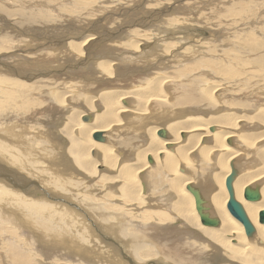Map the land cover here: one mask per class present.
<instances>
[{
    "label": "bare ground",
    "instance_id": "1",
    "mask_svg": "<svg viewBox=\"0 0 264 264\" xmlns=\"http://www.w3.org/2000/svg\"><path fill=\"white\" fill-rule=\"evenodd\" d=\"M64 1V0H63ZM67 1V0H66ZM76 1V0H75ZM84 1V0H83ZM93 1V0H92ZM152 1V0H151ZM155 1H159V0H155ZM225 1V0H224ZM240 1V0H239ZM238 1V2H239ZM60 2V1H59ZM72 2V1H71ZM145 2L144 0H142V2L140 4H136L135 5V8H133L134 6H131L132 8L131 9H128L126 10V7L123 8V13H120V17L122 16L120 23L117 24V26L109 29V28H106L105 24L106 23H102L101 24V21H102V17H104V22L106 21L107 24L110 23V21H112V19L114 17L113 16V13H109L107 15H104L102 17H100L99 20H96V22L94 23L93 20L92 21H89L86 23V25H82V26H76L75 22L73 24V22H70L66 25V27L64 28V30L62 29L61 32L56 36H58L59 41L57 42V44L55 46H57V48L54 46L53 48H51L53 51L54 50H57V49H62L64 48L66 54H71L72 56H65L67 57L68 59V62L66 63H62L60 62L59 60H55L54 61V66L49 64L48 62H53V61H45L44 63L41 61L40 63H38L36 60L34 61H30V60H27L25 57L21 58L20 60H15V62H17L15 65L17 66H9V62L8 63V59L7 58L9 57V52L8 54H6L5 52L3 53H0V60L3 62H5V66L6 67H9L10 68V71L12 70H15V74H19L20 73H24L27 75H31L33 73H39L40 71H47L48 69H54V68H58L60 71L59 74H58V78H50V79H54V82L57 81V79H64L66 76L68 77H73L72 75H74V73H80L81 75V78H86L83 82L80 83V87H78V91H82V95L85 97L86 95L83 94V90L86 92L87 89H90L88 88V86H92L94 83L92 81H95L92 79V77H88V75H86L88 72H84L83 70V67L86 68L89 70V73L90 72H97V77H98V74L100 75L99 78L100 79H103V81H99L102 82L99 84H97L95 87V89L93 91H89L90 93H92L91 95L93 96V94H95L98 99L96 102V105L97 106H100V111L95 113L93 115L92 114H88V112L90 111L88 108H92L93 106V102H94V98H96V96L94 95L93 97L90 98V94H89V98L85 100V103L84 105H82L83 107H85V110L84 111H78L77 108L76 110L78 112H76L77 114L76 115V119L74 117V114H69L68 116V110L66 111V113H63L61 115H59L58 117H54L53 118H50L49 120H47V122H45L44 124V120H40L39 122H35L33 124L34 127L38 128L41 127L40 123H42V126H44V131L41 132V134L44 133L47 134V137L49 138L48 140L51 139L50 142H53L52 144L54 145H57L58 146H54L55 147H59L61 149V151H59V156H56L55 157H59L63 164L59 163V160H57L58 164H60L62 167L65 165L67 168L68 166H70V172L73 171L74 167L77 169L75 170L76 173L82 175L84 178H83V181H85L84 179H86L87 181H89V184L85 185V188L83 187L84 185H82L83 183H79V181L77 182H68L66 180H63L61 179L60 177L57 178V176H60L59 174H57V176H55L54 178V187L55 185L58 183L55 184V180H62V182L65 184L63 185L62 184V187H67V189L65 190V193H62L64 191L60 190V192L62 193H59L58 191V195H66L68 196V200L71 199V200H74L76 202H78L79 204L82 205L83 209L84 207L86 208V211L87 209L92 211L94 214H95V218L96 220H94V218L92 219L89 215L87 216V212H85V215H84V212H80L82 213L83 217L85 218V216L91 220V222L93 223V225L97 228V231H99L103 236L104 238H109V239H112L111 241L113 242V239L115 240V238H118V240L120 242H122L123 244V247H124V250L126 252L124 258L125 260H121L120 257L122 255H120L119 258H117V255H115V259L117 258V260L113 261L112 259L109 260V261H112V264H170V263H173V264H222L221 261V256H222V253L225 255V259H227V264H264V222H261L260 221V212H262L264 210V145L260 148H258L256 151H253V153H251L250 151V155H252V158H251V161L253 162H257L259 165V168L261 166L260 169L258 170H255L254 172H248L245 170H243V172H240L238 174H236L235 178H234V181L232 183V186H233V195H234V199L236 201H238L245 214H246V217L247 219L249 220L250 224L252 225L253 227V232L250 234V235H247L246 232H245V229H244V226L243 224L234 216L230 213V211L228 210L227 208V201H228V193L225 189V185H224V182H225V178L226 176L229 174L230 172V165L231 164H234L235 168H236V162L234 161V158L239 154V150L236 149V147L238 148H247V146H252L254 145L255 143L259 142V141H262V143L264 144V86L262 88H257L255 89V91L257 93H261V100H258L257 98H253V96L251 97V100L254 101V103H250L249 101V98L247 96H249V94L247 95L245 93V91H240L239 89L238 90V93H236L235 91V88L236 87H230L231 88V93H230V96L231 98L233 99V96H236V98H234L231 102L226 99L222 100V96L221 97H218V100L217 98L215 97H212V95H214V93L217 91V90H221L222 87L220 86V84H217L215 81H209L208 83H210V85L208 87H206L205 89L207 90H204L203 85L201 86H196L198 84L195 83V78H191V79H194V85L191 86V87H184L183 85H181L179 88V90L181 89L183 95H190L192 96V99L190 100H194L196 103V106H191L189 109L187 108L186 109V112H190V113H193L192 111H198L197 113H202V114H206L205 116H208V119L207 120H201L199 119L198 115L194 114L192 117H184V119H180V120H177L175 122H170L168 124H166L165 122H163V125L164 123L167 125H165V127L163 125H152V126H149V123L152 121H158V119L160 120H164V117H165V114L166 116H168V112L166 110H164L165 108V105L167 104V99H168V93L166 92V89H168V87L165 85L166 84V80L168 79V76L167 75H164L162 73H159V72H156V73H152L150 70L153 69L155 70L156 67L160 64L161 61H156V63L153 61L152 63L151 62H146L144 63L145 64V67L143 69L140 70L137 69L138 71H134L135 69H133L134 67H126V66H122L124 63V60H120L117 59V61L119 63H117L116 61L112 60L111 59V56H113V53L114 51H116L115 47L112 46L111 44H119L121 45V48H126L128 50H136L138 48V44H141V42L143 40H145V36H147L149 33L148 32H143L141 35L142 36H139L137 35L136 36V33H130V35H128V28L129 26H132L131 23L133 24L135 22V24H141V25H144V24H149V23H152V20L155 18H158L159 17V21H160V18L163 17L164 15H168V14H171V12L173 11L172 8L169 10V7L165 8V7H162L163 9H155V10H145L144 9V4L143 3ZM162 2V1H161ZM166 2V1H165ZM229 2V1H228ZM227 2V3H228ZM232 2V0H231ZM118 3V2H117ZM139 3V2H138ZM158 3V2H157ZM160 3V2H159ZM230 3V2H229ZM48 4V3H47ZM82 4V3H81ZM121 4V3H120ZM135 4V3H134ZM237 4V3H236ZM79 5V4H78ZM157 5V4H156ZM172 5V4H171ZM204 5V4H203ZM230 5V4H229ZM260 5V4H259ZM54 6V5H53ZM72 6V5H71ZM74 6V5H73ZM129 6V5H128ZM153 6V5H152ZM155 6V5H154ZM158 6V5H157ZM185 6V5H184ZM80 7V6H79ZM130 7V6H129ZM172 7V6H171ZM186 7V6H185ZM198 7V6H197ZM196 7V8H197ZM233 7V6H232ZM238 7V5H237ZM28 8V7H27ZM49 8V7H48ZM55 8V7H54ZM69 8H70V5H69ZM120 8V7H119ZM117 8V9H119ZM151 8V6H150ZM175 8V7H174ZM26 9V8H25ZM76 9H77V6H76ZM179 9L180 11L184 10V8H177ZM186 9V8H185ZM190 9V8H189ZM223 9V8H222ZM230 9H233V8H230ZM238 9V8H237ZM235 9V10H237ZM36 10V9H35ZM194 10V9H193ZM192 10V11H193ZM218 10V9H217ZM220 10V9H219ZM262 10V9H261ZM22 11V10H21ZM47 11V10H46ZM84 11V10H83ZM110 11V10H108ZM178 11V10H177ZM241 11V10H240ZM32 12V11H31ZM45 12V11H44ZM79 12V11H78ZM86 12V11H85ZM131 12L133 15L129 14ZM174 12V11H173ZM211 12V11H210ZM213 12V11H212ZM221 12V11H220ZM264 12V11H263ZM34 13V12H33ZM38 13V12H37ZM47 13V12H46ZM81 13V12H80ZM105 13V12H104ZM103 13V14H104ZM108 13V12H107ZM176 13V12H175ZM184 13V12H183ZM193 12H191L192 14ZM200 13V12H199ZM207 13V11H206ZM215 13V12H214ZM236 13V12H235ZM240 13V12H239ZM1 14V13H0ZM14 14V13H13ZM32 14V13H31ZM42 14V13H40ZM117 14V13H116ZM119 14V13H118ZM139 15V17H137V15ZM185 14V13H184ZM216 14V13H215ZM232 14V13H231ZM238 14V12H237ZM9 15V14H8ZM7 15V16H8ZM11 15V14H10ZM27 15V14H26ZM33 15L32 14V18H33ZM44 15V14H43ZM47 15V14H46ZM174 15V14H173ZM203 15V14H202ZM234 15V14H233ZM258 15V14H257ZM263 15V14H262ZM6 16V15H5ZM27 16H30V15H27ZM39 16V15H38ZM101 16V15H100ZM133 16V17H132ZM190 16V15H189ZM198 16V15H197ZM208 16V14H207ZM230 16V15H229ZM30 17V18H31ZM37 17V15H36ZM47 17V16H45ZM98 17V16H96ZM174 17V16H172ZM210 17V16H209ZM260 17V16H259ZM258 17V18H259ZM2 18V17H1ZM178 18V17H177ZM177 18H171L172 20H170L169 22L173 21L176 19V22L178 23V20ZM181 18V17H180ZM213 18V17H212ZM8 19V18H7ZM35 19V17H34ZM33 19V21H34ZM38 19V18H37ZM41 20H45V18H40ZM230 19V18H229ZM4 20V19H1V21ZM39 20V19H38ZM61 20V19H60ZM115 20V19H114ZM147 20H149V22H147ZM156 20V19H155ZM239 20V19H238ZM259 20V19H258ZM263 20V19H262ZM261 20V22H262ZM18 21H20V24L24 23V25L26 27H28L30 25V23H32V20L29 19V17L27 18H23L22 15L19 16V19ZM66 21V20H65ZM80 21V20H79ZM139 21V22H138ZM145 21L147 23H145ZM168 21V19H167ZM222 21V20H221ZM242 21V20H241ZM5 22V21H4ZM15 22V21H13ZM12 22V23H13ZM45 22H47L45 20ZM49 22V21H48ZM83 22V21H81ZM166 22V20H165ZM174 22V21H173ZM171 22V24L173 23ZM181 22V21H180ZM211 22V21H210ZM228 22V21H227ZM260 22V24H262ZM16 23V22H15ZM18 23V22H17ZM39 23V21L37 22ZM44 23V22H42ZM66 23V22H65ZM80 23V22H79ZM100 23V24H99ZM158 23V22H157ZM214 23V22H213ZM212 23V24H213ZM247 23V22H246ZM7 24V23H6ZM78 24V23H77ZM90 24H93L91 27H90ZM179 24H182V23H179ZM202 24V23H201ZM232 24V23H231ZM236 24V23H235ZM8 25V24H7ZM39 25V24H38ZM44 25V24H43ZM109 25V24H108ZM116 25V23H115ZM242 25V24H241ZM244 25V24H243ZM242 25V26H243ZM2 26V25H1ZM0 26V27H1ZM6 26V25H4ZM3 26V27H4ZM22 26V25H21ZM152 26V25H151ZM23 27V26H22ZM49 27V25H48ZM51 27V26H50ZM62 27V26H61ZM90 27L88 30L94 32V35L96 34V38L94 37L93 34H84V35H81L83 32L86 31V29ZM108 27V26H107ZM110 27V26H109ZM30 29V27H28ZM34 28V26H33ZM40 28V27H39ZM59 30L58 27H55ZM86 28V29H85ZM212 28V27H211ZM10 29V28H9ZM23 29V28H22ZM61 29V28H60ZM161 29V28H159ZM188 29V27H187ZM190 29V28H189ZM225 29V28H224ZM8 30V29H7ZM36 30V29H35ZM77 30H82L83 32L80 33V34H75V33H72L70 34L72 31H77ZM136 30V29H135ZM9 31V30H8ZM11 31V30H10ZM71 31V32H70ZM129 31H132L130 30L129 28ZM138 31V30H137ZM143 31V30H142ZM211 31V30H210ZM218 31V30H217ZM228 31V30H227ZM245 30L243 29V32ZM1 32H3V30H1ZM30 32V31H29ZM59 32V31H57ZM68 32V33H67ZM135 32V31H134ZM159 32H162L159 31ZM221 32V31H220ZM238 32V31H237ZM241 32V30H240ZM246 32V31H245ZM244 32V33H245ZM249 31H247L248 33ZM257 32V31H256ZM6 33V32H4ZM24 33V31H23ZM27 33V32H26ZM25 33V34H26ZM31 33V32H30ZM30 33L28 37H30ZM44 34L42 36H38V35H34V38H36L35 40L37 41V43L40 41H49L50 40V32H49V37L45 35L46 32H43ZM52 33V32H51ZM242 33V32H241ZM243 33V34H244ZM245 33V34H247ZM41 34V32H40ZM70 34V37H68ZM123 34H125V37L124 39L122 40L123 38ZM220 34V33H219ZM257 34V33H256ZM1 35V34H0ZM6 35V34H5ZM9 35V34H8ZM68 35V36H67ZM75 35V36H74ZM250 35V34H249ZM261 35V34H260ZM13 36V35H12ZM72 36H74V38H71ZM216 36V35H215ZM224 36V35H223ZM253 36V35H251ZM53 37V36H52ZM51 37V39H52ZM141 37V38H140ZM187 37V35H186ZM186 37H184L186 39ZM246 37V35H245ZM249 37V36H248ZM258 37V36H257ZM5 39V36H2L0 37V52L2 51H5L4 49L7 48L9 45V47H14L12 45V43L14 42H10L12 38H14V36L12 38H9V42L10 44L6 41V40H3ZM18 38V37H17ZM32 38V36H31ZM30 38V41L32 40ZM33 38V40H34ZM78 38V39H77ZM219 38V37H217ZM237 38V37H236ZM247 38V37H246ZM15 39V38H14ZM12 39V40H14ZM55 39V38H53ZM148 39V37H147ZM21 39L18 40L19 43ZM28 40V39H27ZM32 40V41H33ZM34 40V41H35ZM58 40V39H57ZM237 40H239L241 43H244L245 45H248V46H251L253 47V45H250L251 43H255L256 39L253 37L250 38V40H246L243 36H241L240 38H238ZM17 41V39H15V42ZM23 41V40H22ZM24 44L27 42L26 40H24ZM35 41V42H36ZM52 41V40H51ZM50 41V42H51ZM149 41V40H148ZM216 41V40H215ZM5 42L8 43V46H7V43L4 44ZM56 42V41H54ZM144 42V41H143ZM147 41H145V46H149L150 44H147L146 43ZM42 43H45V42H42ZM101 43V44H99ZM143 43V44H144ZM172 43V42H171ZM169 43V44H171ZM174 43V42H173ZM239 43V42H238ZM250 43V44H248ZM18 44V43H16ZM53 44V42H52ZM156 44V43H155ZM154 44V45H155ZM256 44V43H255ZM254 44V45H255ZM5 45L7 47H5ZM22 45V44H20ZM30 45L31 47V43L28 44ZM36 45V44H34ZM39 45H42V46H47V44H37V47L36 49L38 50H41L40 46ZM111 45V46H110ZM119 45H117L119 47ZM153 45V46H154ZM157 45V44H156ZM24 46V45H23ZM33 46V45H32ZM151 46L150 48L153 49L154 47ZM197 46V45H196ZM48 47V46H47ZM96 47H98L96 50H92L90 51V49H95ZM144 47V45H143ZM157 47V52L162 51L163 50V53H168L170 51H172V45H164L162 47V50L159 46H156ZM155 47V49H156ZM18 48V47H17ZM174 48V47H173ZM23 49V48H22ZM195 49V48H194ZM222 49V48H221ZM15 50V49H14ZM21 50V49H20ZM34 50V49H32ZM63 50V49H62ZM106 50H109V51H106ZM110 50H113V51H110ZM37 50H35L36 52ZM29 52V51H28ZM46 52V51H45ZM55 52V51H54ZM62 52V51H61ZM112 52V53H111ZM192 52V51H191ZM219 52V51H218ZM126 53V52H125ZM202 53V52H201ZM12 56H18L17 55V52H13L12 51ZM10 54V55H11ZM20 54V53H18ZM46 54V53H45ZM53 52H51L49 55L52 56ZM67 54V55H68ZM110 54H112L110 56ZM123 54V53H120V55ZM178 54V53H177ZM176 54V56H177ZM204 55V53H202ZM40 56H42L41 54H39ZM119 55V54H118ZM172 55V54H171ZM175 55V54H174ZM210 55V54H209ZM45 56V55H44ZM63 56V55H62ZM103 57L106 56V57H110L108 59H102V60H97L96 58L98 57ZM186 56V55H185ZM212 56V55H211ZM60 57V56H59ZM69 57H73L75 60H73L72 58V62L73 63H70L71 62V59H69ZM115 57V56H114ZM204 57V56H203ZM118 58V57H117ZM166 58V57H165ZM172 58V57H171ZM216 58V57H215ZM30 59V58H28ZM41 59V58H40ZM60 59V58H59ZM63 59V58H62ZM97 61H96V60ZM115 59V58H114ZM156 59V57L154 58V60ZM226 59V58H225ZM64 60V59H63ZM62 60V61H63ZM95 60V62L93 61ZM125 60H130L129 58H126ZM153 60V59H152ZM159 60V59H157ZM65 61H67L65 59ZM126 61V62H127ZM174 61V60H173ZM176 61V60H175ZM232 61V60H231ZM14 62V61H13ZM27 62H31L33 64H36L38 66H41L43 68V70L41 69H35V70H32L29 68V66L27 65ZM56 62V64H55ZM122 62V63H120ZM164 62V61H163ZM171 62V61H170ZM12 63V62H11ZM70 63V65H69ZM14 64V63H12ZM11 64V65H12ZM120 64V65H119ZM122 64V65H121ZM125 64V63H124ZM163 64V63H162ZM188 64V63H187ZM186 64V65H187ZM212 63H207V65H210ZM127 65V63H126ZM130 65H132V63H130ZM227 65V64H226ZM121 66V67H120ZM129 66V65H128ZM181 66V65H180ZM52 67V68H51ZM143 67V66H141ZM248 67V66H247ZM7 68V69H9ZM130 68V69H129ZM135 68H137V66H135ZM151 68V69H150ZM159 68V67H157ZM173 68V67H172ZM220 68V67H219ZM222 68V67H221ZM0 69H2L0 67ZM57 69V70H58ZM83 69V70H82ZM150 69V70H149ZM161 69V68H160ZM185 69V68H184ZM162 70V69H161ZM182 70V69H181ZM203 70V69H202ZM220 72H225L224 70H220L218 69ZM50 71V70H49ZM86 71V70H85ZM157 71V70H156ZM4 72V71H3ZM129 72H131V74H133L132 72H140V73H143V77L141 76V80L140 81V84L139 85H132L133 87L130 88L129 90H123L124 88H129L127 87L128 83L130 84L131 80L128 81L127 79V76L130 75ZM202 72V71H201ZM228 72V71H226ZM46 73V72H45ZM88 73V74H89ZM115 73V76L114 78H112V80L110 79L111 77H113ZM185 73V72H184ZM10 74V73H9ZM64 74V75H63ZM91 74V73H90ZM233 74V73H232ZM262 74V73H261ZM2 75V74H1ZM40 75H41V72H40ZM142 75V74H141ZM12 76V75H11ZM22 76V75H21ZM24 76V75H23ZM33 76V75H32ZM60 76V77H59ZM75 76V75H74ZM79 76V75H78ZM78 76H76L77 78H79ZM122 76V77H121ZM182 76V75H181ZM203 76V75H202ZM205 76V75H204ZM207 76V75H206ZM262 76V75H261ZM29 77V76H28ZM31 77V76H30ZM55 77V76H53ZM75 77V78H76ZM94 77V76H93ZM95 76V79L97 78ZM122 79H121V78ZM185 77V76H184ZM191 77V76H190ZM211 77V76H210ZM5 78V77H4ZM3 78V79H4ZM74 78V79H75ZM76 78V80H77ZM80 78V79H81ZM124 78H126L127 80H123ZM135 78V77H134ZM140 78V77H139ZM212 78V77H211ZM261 78V77H260ZM2 79V78H1ZM20 79V78H19ZM17 77L13 78V77H6L4 80L5 81H8L10 82L13 86H17V87H25V86H28V89L30 87H34V88H37V89H40V86L37 85V82L41 81L39 78L36 80V82H31V83H26V81L24 82L23 80H19ZM34 79V78H33ZM42 79V78H41ZM49 79V77H48ZM73 79V78H72ZM74 79L72 80L73 82ZM133 79V78H132ZM184 79V78H182ZM209 79V78H207ZM206 79V80H207ZM32 80V79H31ZM44 80V79H42ZM87 80V81H86ZM122 81L123 83H125L124 85H122V88L121 89H118L117 87V82L118 81ZM135 80V79H133ZM132 80V81H133ZM185 81L183 82H187L186 80H188V78L185 77L184 79ZM34 81V80H33ZM47 81V80H46ZM80 81V80H79ZM78 81V82H79ZM180 81V80H179ZM193 81V80H192ZM198 83L202 84L201 80L199 81L197 79ZM208 81V80H207ZM224 81V80H223ZM222 81V82H223ZM227 81V80H226ZM43 82V81H42ZM69 82V81H68ZM90 82H92V84H89ZM128 82V83H127ZM182 82V83H183ZM191 82V81H190ZM221 82V83H222ZM229 82V81H228ZM41 83V82H40ZM70 83V82H69ZM68 83V84H69ZM98 83V82H97ZM180 83V82H179ZM205 83V82H203ZM207 83V84H208ZM251 83V82H250ZM7 84V83H6ZM39 84V83H38ZM51 85H53L52 83H50ZM50 84H47L49 86V89L47 90H51V91H54V88L53 86H50ZM55 84V83H54ZM138 84V83H137ZM191 84V83H190ZM227 84V83H226ZM225 84V85H226ZM235 84V83H234ZM254 84V82H253ZM263 84V83H262ZM70 85V84H69ZM120 85V86H121ZM130 85V86H131ZM187 85V84H186ZM185 85V86H186ZM222 85V84H221ZM224 85V84H223ZM224 85V86H225ZM228 85V84H227ZM230 85V84H229ZM246 85L248 86V84L246 83ZM36 86V87H35ZM77 86V85H75ZM220 86V87H219ZM240 86V85H239ZM238 86V88H239ZM3 87V86H2ZM43 87V86H42ZM71 87H72V84H71ZM70 87V88H71ZM93 87V88H94ZM205 87V86H204ZM226 87V86H225ZM255 87V86H254ZM74 88V87H73ZM228 88V87H226ZM228 88V89H230ZM245 88V87H244ZM253 87H251L252 89ZM20 88H18L19 90ZM23 89V88H22ZM22 89H21V94H22ZM33 89V88H32ZM92 89V88H91ZM227 89V90H228ZM242 89V88H241ZM250 89V88H249ZM35 90V89H34ZM73 90V89H72ZM177 90V89H176ZM16 91V90H15ZM76 91V90H75ZM229 91V90H228ZM248 91V89H247ZM252 91V90H250ZM26 92V91H25ZM47 92H50V91H47ZM59 91H57L58 93ZM71 92V91H70ZM69 92V93H70ZM170 92V91H169ZM186 92L190 93V94H187ZM230 92V91H229ZM256 92H249V93H256ZM3 93V92H2ZM33 93V92H32ZM31 93V94H32ZM36 93V92H35ZM34 93V94H35ZM40 93V91L38 92V94ZM56 93V92H55ZM64 93V92H63ZM75 93V92H74ZM73 93V94H74ZM221 92H219V95H220ZM68 94V93H67ZM81 94L79 95L80 98L81 97ZM87 94V96H88ZM168 94V95H167ZM250 94V96H251ZM2 95V94H1ZM6 95V93H5ZM15 95V94H13ZM56 95V94H55ZM58 95V94H57ZM66 95V94H64ZM72 95V94H71ZM218 95V93L216 94V96ZM222 95V94H221ZM20 96V94H19ZM27 96V95H26ZM52 96V95H51ZM59 96V95H58ZM57 96V98H58ZM61 96V95H60ZM78 96V94L76 95ZM76 96H75V101L77 102V99H76ZM225 96V95H224ZM9 97V96H7ZM6 97V99H7ZM22 97V96H21ZM41 97V95H40ZM53 97V96H52ZM71 97V96H70ZM181 97V96H180ZM255 97V96H254ZM259 97V96H258ZM56 98V100H57ZM63 98V96H62ZM171 98V97H170ZM4 99V97H3ZM11 99V98H10ZM21 99V98H20ZM73 99V97H72ZM182 99V98H180ZM179 99V100H180ZM222 100V101H219ZM249 100V101H248ZM8 101V100H7ZM58 101V100H57ZM79 101V100H78ZM172 101V100H171ZM182 102V100H180ZM193 101V102H194ZM11 102V101H10ZM14 102V101H13ZM17 102V101H16ZM48 102V101H47ZM173 102V101H172ZM61 103V102H60ZM64 103V102H63ZM84 103V102H83ZM149 103H150V106H149ZM170 103V102H169ZM187 103V102H185ZM192 103V102H191ZM190 102H188V104L191 105ZM46 104V103H44ZM63 105V104H62ZM170 105V104H169ZM168 105V106H169ZM172 105V104H171ZM186 105V104H185ZM231 105H233V108L231 107ZM76 106V105H75ZM174 106V103L173 105ZM188 106V105H187ZM167 107V105H166ZM183 107V106H182ZM240 107V108H239ZM8 108V107H7ZM12 108V107H11ZM97 108V107H96ZM184 108V107H183ZM9 109V108H8ZM14 109V108H13ZM74 109V108H73ZM95 109V108H93ZM99 109V108H97ZM96 109V110H97ZM12 110V109H11ZM44 110V109H43ZM80 110V109H79ZM92 110V109H91ZM170 110V109H169ZM227 110V111H226ZM230 110V111H229ZM6 111V110H5ZM14 111V110H13ZM45 111V110H44ZM43 111V112H44ZM57 111V110H56ZM94 111V110H93ZM2 112V111H1ZM9 112V111H8ZM7 112V113H8ZM74 112V113H75ZM87 112V113H86ZM167 112V113H166ZM11 113V112H10ZM50 113V112H49ZM48 113V114H49ZM73 113V112H72ZM133 113V114H132ZM184 112L181 111V113H178L180 115H182ZM213 113H219V114H214ZM9 114V113H8ZM7 114V116H8ZM13 114V113H12ZM32 114V113H31ZM44 114V113H43ZM46 114V113H45ZM67 114V115H66ZM173 115L175 113H172ZM188 114V113H187ZM66 115V116H65ZM86 115H89L90 116V119L93 120L91 123H88V122H84L82 121V117L83 116H86ZM172 115V116H173ZM6 116V115H5ZM4 116V117H5ZM11 116V115H10ZM29 116V115H28ZM43 116V115H42ZM50 116V115H49ZM95 116V117H94ZM185 116V115H184ZM188 116V115H187ZM3 117V118H4ZM46 117V116H45ZM48 117V116H47ZM131 117V118H130ZM2 118V119H3ZM49 118V117H48ZM47 118V119H48ZM182 118V117H181ZM8 119V118H7ZM6 119V120H7ZM21 119V118H20ZM19 119V120H20ZM39 119V118H38ZM43 119V118H42ZM89 119V120H90ZM131 119V120H129ZM166 119V118H165ZM171 119V118H170ZM176 119V118H175ZM1 120V118H0ZM33 120V119H31ZM88 120V121H89ZM26 121V120H25ZM24 121V123H25ZM20 122V121H19ZM22 122V121H21ZM20 124H24V123H21ZM29 122V121H28ZM159 122V121H158ZM16 123V122H15ZM18 123V122H17ZM27 123V122H26ZM123 123L126 125V126H129V128L132 127V131L130 130L129 131H126L127 127H124L125 131H123L122 133V136L121 139L118 138V140L116 139L115 137V140L114 142L117 140L116 143V146L117 148L120 149L121 146L119 145H122V147H126L127 149V152L125 153V156L127 158H130L133 153H132V147H134L135 149V145L137 144V141H141L140 139L143 140V138L147 141V147H148V150L141 154L140 152H142V150L139 149L138 151V154L140 153L141 156H139V160H138V155L136 156L137 157V160L139 161L138 163H128L127 161L125 163H122L123 160L125 159V156L123 157V159H120L118 158V156L116 155V153H114V148L113 145L111 144H108V138L107 135L109 134H112V131L111 129H113L112 127L114 126H118V125H122L120 127H123ZM160 123V122H159ZM158 123V124H159ZM241 123V124H240ZM10 124V123H9ZM9 124H6V125H9ZM20 124L18 126H20ZM154 124V123H152ZM157 124V123H156ZM162 124V123H161ZM5 125V124H4ZM5 125V126H6ZM13 125V123H12ZM124 125V126H125ZM14 126V125H13ZM33 126V125H32ZM147 126V127H146ZM9 127V126H8ZM26 127V126H25ZM24 127V128H25ZM119 127V126H118ZM254 128V127H257L259 129H262V131H259V132H248L246 129L244 128ZM7 128V127H6ZM15 128V127H14ZM33 128V127H32ZM160 128H163L165 129L166 131V136L165 137H159V136H156L157 135V131L160 130ZM210 128H212V130H210ZM2 129V128H1ZM13 129V127H12ZM121 129V128H120ZM217 129V131H216ZM21 130V128H20ZM24 131H26V128L23 129ZM21 130V131H23ZM36 130V129H35ZM123 130V129H122ZM128 130V129H127ZM1 131V130H0ZM7 131V130H6ZM17 131V130H16ZM76 132V134H73V132ZM78 131V133H77ZM136 131H140V132H136ZM2 132V131H1ZM27 132L29 133L28 129H27ZM96 132H101V134L103 136L106 137V142H98V141H95V140H92L91 136L96 133ZM136 132V133H135ZM12 133V132H11ZM22 133V132H21ZM20 133V134H21ZM40 133V132H39ZM38 133V136L41 135ZM114 133V132H113ZM181 133H184L185 134V138H183L184 140L182 141L180 139L181 137ZM10 134V133H9ZM18 134V133H17ZM35 134V133H34ZM143 134V136L141 135ZM5 134H3V137ZM13 135V134H12ZM24 135V134H22ZM118 136H120V134H117ZM32 137H34V135H30ZM37 137H35V139L37 140ZM2 137V136H1ZM8 137V136H7ZM16 137V136H15ZM18 137V136H17ZM16 137V138H17ZM65 137V138H64ZM114 137V136H113ZM6 138V137H5ZM27 137H25L26 139ZM29 138V137H28ZM40 138V136H39ZM46 138V136L44 137ZM111 138V137H110ZM182 138V137H181ZM8 139V138H7ZM7 139H4V140H7ZM11 139V138H9ZM18 139V138H17ZM2 140V138H1ZM0 140V141H1ZM19 140V139H18ZM24 140V139H22ZM21 140V141H22ZM27 140V139H26ZM33 140V139H31ZM111 140V139H110ZM109 140V141H110ZM8 141V140H7ZM19 141V142H21ZM145 141V142H146ZM203 142L204 144H200V142ZM13 142V141H12ZM17 142V140H16ZM38 142V141H37ZM45 142V140H44ZM47 142V141H46ZM15 143V142H14ZM24 142L22 141L21 144H23ZM27 143V141H26ZM41 143V142H40ZM113 143V144H115ZM143 143V142H142ZM142 143H138V144H141ZM208 143V144H206ZM227 143V144H226ZM4 144V143H2ZM1 144V146H2ZM20 144V145H21ZM39 144V143H38ZM154 144V145H153ZM5 145V144H4ZM25 145V144H23ZM28 145V143H27ZM31 145V143H30ZM42 145V144H41ZM44 145V144H43ZM49 145V144H48ZM145 145V144H144ZM152 145L154 147H152ZM257 145V144H256ZM10 146V145H9ZM46 146H47V143H46ZM4 147V146H3ZM12 147V145H11ZM14 147V146H13ZM27 147V146H26ZM33 146H31L32 148ZM44 147V146H43ZM49 147V146H48ZM121 147V148H122ZM127 147H131L130 149H128ZM138 147V145H136V148ZM145 147V146H144ZM7 148V147H6ZM9 148V147H8ZM17 148V147H16ZM21 148V147H20ZM34 148V147H33ZM37 148V147H36ZM251 148V147H250ZM2 149V148H1ZM0 149V150H1ZM30 149V147H29ZM59 149V150H60ZM3 150V149H2ZM25 150H27V152L29 151L28 149L25 148ZM40 150V149H39ZM56 150V149H55ZM137 150V149H136ZM246 150V149H245ZM250 150V149H249ZM10 151V150H9ZM8 151V152H9ZM13 151V150H12ZM11 151V153H12ZM31 151V149H30ZM37 151H38V148H37ZM47 153H48V150L46 149ZM51 151V154H52V148L50 149ZM54 151V149H53ZM91 151V154L92 156H95L94 159L92 158H89V155L88 153ZM118 151V150H116ZM145 151V149H144ZM45 152V151H44ZM121 152V151H120ZM119 152V153H120ZM1 153V152H0ZM4 153V152H3ZM18 153V152H17ZM24 154V152H22ZM43 153V151H42ZM56 153V152H55ZM123 153H124V150H123ZM137 153V152H136ZM200 159H204V160H208L210 159L211 157L214 158V160H218L219 163H216V167H217V171L214 172L213 171H210V173L208 175H206L205 177H202L201 178V172H199V175L200 178L198 179V182H196V184H200V188L198 187L199 191H200V194L202 195L203 199H204V207H205V210H204V213L207 214V216L209 218L213 217V218H216L218 220V224L216 225L217 227H214V226H209V225H204L202 224L201 220H200V217L199 215L196 213L195 211V208H194V200H193V197L191 196V193L187 192L186 191V186L191 184L192 182V179L190 176L186 175V173H189V169L186 167L188 165H190L193 161L192 159L190 158L191 155L193 154ZM9 154V153H8ZM15 154V153H14ZM22 154V155H23ZM45 154V153H44ZM50 154V153H49ZM54 154V153H53ZM58 154V153H57ZM139 154V155H140ZM5 155V156H4ZM0 154V161L2 160L3 162H5V164L8 166V168L12 169L13 171L15 172H18V170L16 169V167H22L23 165H20L22 164L20 160H16L14 159L13 157L11 156H8L6 154ZM13 155V153L11 154ZM18 155V154H17ZM38 155V154H37ZM43 155V154H42ZM40 155V159L44 157V155L42 156ZM47 155V154H46ZM19 156V155H18ZM27 156V155H26ZM34 156V154H33ZM48 156V155H47ZM45 157L44 159H46L45 161H47V158H49L51 156V160L53 159V162H54V158H52L53 156L50 155L48 157ZM71 156V157H70ZM142 161H141V158L142 157ZM148 156L152 157L153 159V163L154 161H157L158 158L161 160V164H160V167H159V170L160 172L163 171V172H166L167 174H174L175 178L173 177V179L171 178V180H168V183L165 184V186L167 187L166 189H169V190H172L174 189L175 191L178 192L179 195L183 196L182 198H178L177 201H174L172 202V205H171V212L173 213V218H175L177 221L181 220V222L179 221V223L184 226L183 228L186 229L187 231H184V229H181L179 228L178 226L175 227L173 225H171L170 223H168L169 221H171L173 218L165 212L163 211H160V210H154L155 212L153 213H150L151 210L149 211V214H143L141 213V217L143 219V221H148V219L150 218H154L156 220H154L153 222L154 223H149L146 224V225H141L143 223L140 224V219L138 221V223H133V222H129V220L133 219L134 221L138 220L136 219V215L134 213H131V211H133L134 209L136 211L137 208H138V204L140 205V203H142L144 201V198L143 196H141V194H139L137 191L139 190L140 191V188L136 191V189L140 186L139 183H140V179H138V177L136 178V176H140L139 178H141V181L143 179V177H145L143 174H145V169L146 167L148 166V163L146 162V160H144V158L146 159ZM211 156V157H210ZM245 156H246V153H245ZM36 157V156H35ZM34 157V158H35ZM239 157V156H238ZM17 158V157H16ZM32 158V160L34 159ZM38 159V157H36ZM68 158H72V161H70L71 159H68ZM193 158V157H192ZM246 158V157H245ZM248 158V157H247ZM30 159V158H29ZM39 160V159H38ZM50 162H46L47 165L48 163H50V165H48L49 167H54V166H58L57 169L56 167H54L53 169L55 170H60L58 168H60L61 166L60 165H55L54 166L51 164V161ZM56 160V159H55ZM136 160V161H137ZM203 160V161H204ZM213 160V161H214ZM236 160H238V158H236ZM36 161V160H35ZM44 161V160H43ZM212 161V162H213ZM52 162V163H53ZM73 162V164L71 163ZM160 162V161H159ZM216 162V161H215ZM239 162V161H238ZM20 163V164H19ZM34 163V162H33ZM118 163V164H117ZM198 163V162H197ZM36 164V163H35ZM34 164V165H35ZM150 164V163H149ZM209 164V163H208ZM17 165V166H16ZM39 165V164H38ZM46 165V164H45ZM44 165V166H45ZM46 165V167H47ZM198 165V164H197ZM212 165V164H211ZM239 165V163H238ZM241 165L243 166V169L247 168L248 170V167L250 166V161L248 160H244L242 161ZM28 166V165H27ZM32 166V165H31ZM37 166V165H36ZM40 166V165H39ZM60 166V167H59ZM64 166V167H65ZM98 166L101 168V169H98ZM150 166V165H149ZM201 166V165H200ZM209 166V165H208ZM240 166V165H239ZM25 167V166H24ZM35 167V166H34ZM49 167H47L49 169ZM62 167H61V170H62ZM63 167V169H64ZM115 169H114V168ZM196 167V166H195ZM206 167V166H205ZM211 166H209V169ZM215 167V166H214ZM27 169V167H25ZM38 168V166H37ZM41 168V166H40ZM44 168V167H43ZM42 170H47L46 168H44ZM66 168V170H67ZM72 168V169H71ZM191 168V167H189ZM238 168V167H237ZM258 168V167H257ZM256 168V169H257ZM52 169V170H53ZM114 169V170H113ZM206 169V168H205ZM214 169V168H212ZM251 169V168H250ZM24 170V169H23ZM51 169H49L50 171ZM52 170L50 172H52ZM53 170V171H55ZM159 170L157 173H155L156 175H160L161 173H159ZM178 170H180L182 173H179ZM22 171V170H21ZM28 171L31 172V169H29ZM65 170H62L60 172H64ZM252 171V170H251ZM27 172V171H26ZM34 174L32 176H34L32 179H34L35 183H39L40 185H44L45 186V179L47 180V182H53V181H50L52 179H49L51 178L52 176H47V173L48 171H46L44 174L42 171V174L45 176L43 178V176L41 175V173H35V171H33ZM68 172H69V169H68ZM144 172V173H142ZM204 172V170H203ZM209 172V171H208ZM20 173V172H19ZM55 173V172H54ZM75 173V174H76ZM147 173V172H146ZM149 173V172H148ZM192 173V172H190ZM189 173V174H190ZM196 173V172H195ZM206 173V172H205ZM238 173V172H237ZM63 174V173H62ZM65 174V173H64ZM154 174V175H155ZM22 175V174H21ZM50 175V173H49ZM67 175V173H66ZM70 175H74V172L73 174H70ZM166 175V174H164ZM238 175V176H237ZM28 176V175H27ZM47 176V177H46ZM49 177V178H48ZM54 177V176H53ZM64 177V176H62ZM77 177V176H76ZM75 177V178H76ZM155 177V176H154ZM164 177V176H162ZM161 177V178H162ZM195 177V176H194ZM197 177V176H196ZM19 180H21L19 177H17ZM22 178L24 179V175H22ZM71 178V177H70ZM80 178V177H78ZM159 178V176L157 177ZM156 178V180H157ZM160 179V178H159ZM176 179V180H174ZM31 180V179H29ZM81 180V179H79ZM179 180V181H178ZM196 180V179H195ZM200 180V181H199ZM33 181V180H32ZM139 181V182H138ZM145 181V180H144ZM143 181L142 185H143V188L146 189V183ZM159 181V180H158ZM178 181L179 182V187L177 188L175 186V184H173V182H176ZM81 182V181H80ZM86 182V181H85ZM113 182V183H111ZM166 182V181H165ZM104 183L106 184H110L108 185V187L110 186V188L114 189L117 194H119V198L122 200V201H119L121 204L119 205L118 203V206H121V205H124V206H129V203L133 204L132 206L130 205V207H128L126 209V213L125 215L131 217V218H127L126 217L124 218L123 215L120 214H116L115 212H112V215L113 213L115 214L113 217L112 215L110 216L108 213L111 212L109 210V212L107 211L108 209H111V210H116V212H120L119 210H121L120 207L117 206V203L116 205H111L112 201L109 202L111 204H107L108 200L106 199V197H112L110 194H102L99 189V186H102ZM255 183V184H254ZM48 184V183H46ZM70 184V186H68ZM178 184V183H177ZM194 184V183H193ZM252 184V185H251ZM254 184V185H253ZM36 185V184H35ZM58 185H60L58 183ZM57 185V186H58ZM46 186H49V185H46ZM45 186V187H46ZM50 186L52 187V184H50ZM49 186V188H50ZM73 186V188L76 190H78L79 188H82L81 189V194L80 192H76L74 191L73 189H71ZM106 186V185H105ZM162 186V185H161ZM247 186H257L258 189H259V192H260V198L258 200H255V201H250V200H246L243 196V190L245 187ZM14 184L12 182L9 181V179H7L6 177L4 176H1L0 175V195L2 194V196L4 195V197L6 196L7 199H10L11 201L12 200H15L16 203H14L13 201V204H17L18 203L20 204H24V205H28L29 206V209L31 208L34 212H38L39 209L37 208V201L41 198H36V196H34V198H31L26 195V194H29L27 191H29L30 193L33 191V187L30 186V184H28L27 180L25 181V188L21 189H14ZM43 187V186H42ZM44 187V189H45ZM53 187V189H55ZM61 187V188H62ZM68 187H71L70 189H68ZM103 187V186H102ZM48 188V187H47ZM59 188V187H57ZM109 188V189H110ZM52 189V190H53ZM63 189V188H62ZM104 188H102L103 190ZM177 189V190H176ZM27 190V191H26ZM87 190L88 193H93V194H97L98 195V199H99V202H104L106 203V208L105 206H103V204H97V203H94L89 197L88 195L85 194V191ZM106 191V189H104ZM48 191V190H47ZM79 191V190H78ZM95 191V193H94ZM168 191V190H167ZM55 192H56V189H55ZM109 192V191H107ZM149 192V191H148ZM145 193V192H144ZM50 195H52L51 193H49ZM56 194V193H55ZM116 194V195H117ZM65 195L63 197H65ZM107 195V196H105ZM145 195V194H144ZM57 196V195H56ZM55 196V197H56ZM147 196V195H146ZM163 196V195H162ZM60 197V196H58ZM117 197V196H116ZM145 197V196H144ZM0 198H3V197H0ZM6 198L5 201H6ZM62 198V197H61ZM60 198V200H61ZM67 197H65L64 199H66ZM94 198V197H93ZM118 198V199H119ZM148 198V197H147ZM163 198V197H162ZM4 199H1V201H4ZM51 199V198H50ZM53 199V198H52ZM63 199V198H62ZM63 199V200H64ZM98 199H95V200H98ZM112 199V198H110ZM150 199V198H149ZM187 199V200H186ZM8 200V203L9 201ZM59 200V199H58ZM70 200V201H71ZM94 200V201H95ZM102 200V201H101ZM113 200V199H112ZM115 200V199H114ZM165 200V198L163 199V201ZM4 201V202H5ZM151 201V200H150ZM4 202L2 203L3 205V208L2 210L4 211L6 208L5 207V204ZM18 202V203H17ZM66 202V201H65ZM98 202V201H97ZM7 203V204H8ZM12 202H10L11 204ZM104 203V204H105ZM1 204V203H0ZM11 204V205H13ZM145 204V203H143ZM149 204V203H148ZM152 204V203H151ZM170 204V203H169ZM168 204V206H169ZM16 205V206H17ZM73 205V204H72ZM142 205V204H141ZM140 205V206H141ZM146 205V204H145ZM166 205V204H165ZM10 206V205H8ZM14 206V207H16ZM24 209V206L21 205ZM153 206V205H152ZM2 206H0L1 208ZM11 207V206H10ZM9 207V208H10ZM13 207V206H12ZM11 207V208H12ZM80 207V208H82ZM8 208V207H7ZM10 208V209H11ZM19 208L18 211H20V205L17 207ZM26 208V207H25ZM123 208V206H122ZM166 209H168L167 207H165ZM21 210V213L22 211H25V210ZM79 209V208H78ZM140 209V208H139ZM165 209V210H166ZM2 210L0 209V213L2 212ZM7 210V209H6ZM6 210L4 212H2V214L6 213L8 215V212H12L13 211L15 212V210L13 209L9 211V209ZM17 210H16V213H17ZM28 210V209H26ZM125 209H123L124 211ZM169 210V209H168ZM31 211V210H30ZM32 211V212H33ZM45 211L49 212L50 214H52L53 216H62L63 211L61 210H51V209H45ZM81 211V210H80ZM83 211V210H82ZM147 211V210H146ZM10 212V214L6 217V218H9L5 221H8L11 219L16 218L15 216L18 215L15 214V216L13 217L12 213ZM33 212V213H34ZM108 212V213H107ZM140 212V211H139ZM21 213L19 212V215H21ZM75 213V212H74ZM146 213V212H145ZM0 214V215H2ZM12 214V215H11ZM24 214V213H22ZM28 214V213H27ZM26 214V215H27ZM111 214V213H110ZM124 214V213H122ZM11 215V216H10ZM25 215V214H24ZM22 215V216H24ZM25 215V216H26ZM31 215V214H30ZM35 215V213H34ZM120 215V216H119ZM4 216V215H3ZM3 216H1V218H3ZM21 218L23 219L24 217ZM41 217V215H40ZM47 217V219H50L51 221L53 220L52 223H54V219H51L50 217L48 216H45ZM44 217V218H45ZM83 217L81 219H83ZM140 217V218H141ZM0 218V222H2L4 219H6L4 217V219H1ZM19 218V219H18ZM16 218V220L18 219L17 222H20L21 218L18 217ZM30 218V216L28 217ZM35 218V216H34ZM38 218V217H37ZM11 219V220H12ZM33 219V218H32ZM32 219H30V221H32ZM42 219V218H41ZM64 219V217L56 220L55 222L57 224H61L62 222L60 220ZM67 220H69V218L66 217ZM65 219V221H67ZM72 219L75 220L72 216ZM71 219V220H72ZM80 219V220H81ZM129 219V220H128ZM10 220V221H11ZM25 221L28 220L24 219ZM85 219H83L84 221ZM113 220H116L113 221ZM153 220V219H152ZM30 221H29V224H28V221L27 224L30 225ZM37 221V225H39L40 222H42L43 220H39L35 218V223ZM39 221V222H38ZM58 221H60V223H58ZM64 221V223H66ZM97 221V222H96ZM113 221V222H112ZM123 221L125 222V224H128V227H127V230L126 228H124V224H123ZM173 221V220H172ZM13 225H16L14 224L15 223V220L12 221ZM25 223V226L27 227V224ZM33 222V221H32ZM47 222V221H46ZM71 222V221H70ZM68 221V227L71 226L70 228L72 229L71 231H75L74 229V222L70 223ZM79 222V221H78ZM81 223H85V222H82V220L80 221ZM152 222V221H151ZM157 222V223H156ZM167 222V223H165ZM3 223V222H2ZM7 224L9 222H6ZM21 223V222H20ZM23 223V224H24ZM35 223H32V225H34ZM70 223V224H69ZM11 224V222H10ZM41 224V223H40ZM45 224V223H44ZM49 224V223H48ZM47 223L44 225V227H49ZM103 224V225H102ZM1 225H4V224H1ZM12 225V226H13ZM17 225L19 226V224L17 223ZM43 225V224H42ZM41 225L40 229L43 228ZM76 225V223H75ZM78 225V224H77ZM102 225V226H101ZM8 226V225H7ZM31 226V225H30ZM60 226V225H59ZM134 226V227H132ZM181 226V227H182ZM16 227V226H15ZM34 227V226H33ZM32 227V228H33ZM53 227V226H52ZM65 229L66 227L63 226ZM67 227V229H69ZM85 228L88 229V227L84 226ZM126 227V226H125ZM4 228V227H2ZM1 228V229H2ZM11 228V227H9ZM28 228V227H27ZM30 228V227H29ZM28 228V229H29ZM32 228H30L32 230ZM60 228V227H59ZM90 228V227H89ZM8 229V227H7ZM12 229V228H11ZM18 229V227H17ZM20 231H21V228L19 227ZM33 229H36V226L35 228ZM77 229V228H76ZM81 229H84V228H81ZM30 230V231H31ZM38 230V231H39ZM79 230V228H78ZM77 230V231H78ZM86 230V229H85ZM84 230V231H85ZM7 231V230H6ZM14 231V230H13ZM16 231V230H15ZM35 231V230H34ZM42 231V230H41ZM45 231V230H44ZM49 231H50V228H49ZM64 231V230H63ZM62 231V232H63ZM69 230H67L68 232ZM76 231V232H77ZM80 231V230H79ZM90 231H92V229L90 228ZM97 231H95L97 233ZM3 232V231H2ZM5 232V231H4ZM22 232V231H21ZM36 232V231H35ZM43 232V231H42ZM41 232L40 235L44 236L43 233ZM52 232V231H51ZM93 234H96L94 231H92ZM6 233H10V232H6ZM14 233V232H13ZM17 233V232H16ZM25 233V232H24ZM22 232V234H24ZM27 233V231H26ZM50 233V232H49ZM56 233V232H55ZM65 233V232H63ZM62 233V236L64 238V235ZM70 233V232H68ZM68 233H65L67 234L66 236L68 237ZM75 233V232H73ZM80 233H83V231ZM85 233V232H84ZM86 233H87V230H86ZM88 233H89V230H88ZM100 233H97V235H101ZM28 234V233H27ZM27 234H24V235H27ZM78 234V233H76ZM75 234V235H76ZM90 234V233H89ZM187 234V236H186ZM12 235V234H11ZM23 235V236H24ZM30 233L29 235H27L28 237H30ZM32 235H34L32 233ZM53 235V234H52ZM52 235H48V236H51ZM60 235V234H59ZM74 234H70L71 237H68L72 240V237ZM74 235V236H75ZM79 235V234H78ZM84 235V234H83ZM112 237H111V236ZM14 236V235H13ZM27 236H25L27 238ZM36 236V235H35ZM41 236V237H42ZM54 236V235H53ZM65 236V237H66ZM81 236V234H80ZM86 236V235H84ZM83 236V237H84ZM88 237L90 235H87ZM92 236V235H91ZM95 236V235H94ZM198 236V237H197ZM248 236V237H247ZM6 237V236H5ZM33 237V236H31ZM55 237V236H54ZM64 238L63 240L60 241V243H58L59 245V249H60V244L62 241H64L65 239L69 240L68 238ZM77 237V236H76ZM100 236H98L97 238L100 239L102 238V236L99 238ZM191 237H197L195 238V241L196 239L199 240V237L201 238V240L198 241V246H196L195 244H193L192 242H187L186 240L190 241ZM43 238V237H42ZM48 238V237H47ZM60 238V237H59ZM82 238V237H81ZM85 238V237H84ZM90 238V237H89ZM93 237H91L90 239L92 240ZM5 239V238H4ZM10 239V238H9ZM13 239V238H12ZM24 239V238H23ZM37 239V238H36ZM41 239V238H40ZM44 239V238H43ZM50 239V238H49ZM54 239V238H53ZM25 240V239H24ZM27 240V239H26ZM31 242H32V239H30ZM45 242L47 243V239H44ZM43 240V241H44ZM51 240V239H50ZM48 241V242H51V241ZM60 240V239H59ZM75 240L76 243H79L78 242V238H76ZM101 240V239H100ZM117 240V241H118ZM143 240V242H142ZM194 240V239H193ZM234 240V241H232ZM2 241V240H1ZM23 241V240H22ZM74 241V239L72 240ZM71 241V243H72ZM102 242H104V246H108L105 245V241H103V239L101 240ZM108 241V240H107ZM145 241V242H144ZM201 241V242H200ZM203 241H206V242H203ZM9 242V241H8ZM15 242V241H14ZM13 242V243H14ZM44 242V243H45ZM53 242V241H52ZM59 242V241H56V243ZM69 241H67V244H68ZM93 243V241H91ZM96 242V241H95ZM118 242V243H120ZM142 242V243H141ZM150 243L151 245L149 246H152L153 247H148L147 243ZM259 243V245H257L256 243ZM10 243V242H9ZM35 243V242H34ZM41 243V242H40ZM42 243V244H44ZM55 243V240L54 242ZM75 243V244H76ZM86 243V242H84ZM108 243V242H107ZM146 243V245L144 244ZM201 243H205L208 245V250H211V251H207L204 249L203 246H200ZM8 244V243H7ZM15 244V243H14ZM52 244V243H51ZM64 245L66 244L65 241L63 243ZM62 244V245H63ZM75 244L73 243L72 246H75ZM81 244V243H80ZM95 244V243H94ZM93 244V245H94ZM99 244V243H98ZM116 244V243H115ZM3 245V243H2ZM9 245V244H8ZM27 245V244H26ZM36 247L38 244H35ZM40 245V244H39ZM38 245V246H39ZM54 245V244H53ZM63 245V247H64ZM78 245V244H77ZM76 245V246H77ZM195 245V246H194ZM21 246V245H20ZM34 246V245H33ZM42 246V245H40ZM47 246V245H46ZM49 246V245H48ZM56 246V244H55ZM69 246V244L67 245ZM75 246V247H76ZM97 246V245H96ZM95 246V247H96ZM102 246V245H101ZM100 244L98 245V247H101ZM103 246V247H104ZM109 246H112V245H109ZM43 247V246H42ZM52 247V245L50 246ZM56 247V249H57ZM70 247V246H69ZM77 247H80V246H77ZM87 247V246H85ZM97 247V248H98ZM119 247V246H118ZM211 247V249L209 248ZM33 248V247H32ZM45 248V247H44ZM43 248V249H44ZM83 248V246H82ZM92 248L93 250L95 249L94 246L91 247V243H90V247L89 249ZM111 248V247H110ZM122 248V247H121ZM22 249V248H20ZM65 248H63L64 250ZM68 248L67 247V250L63 251V253H65L66 251H68ZM86 249V248H85ZM87 248V250H89ZM106 249V248H105ZM118 249V248H117ZM51 250L50 248H46V251L48 253V251ZM53 250V249H52ZM62 250V249H61ZM84 250V249H83ZM81 251L84 255L86 254L85 251ZM102 252H104L103 249H101ZM106 250H109V247L108 249ZM38 251V250H37ZM73 253H76L74 252L72 249L70 250ZM91 251V249H90ZM111 252V250H109ZM114 251V250H113ZM112 251V252H113ZM119 251V250H118ZM117 251V252H118ZM16 252V251H15ZM34 252V251H33ZM43 253V251H41L40 249V252L39 253ZM50 252V251H49ZM94 254L96 255V251H93ZM109 252V253H110ZM37 252H35V255H36ZM57 253V251L54 252V254ZM69 253V251L67 252ZM101 253V252H100ZM105 253V252H104ZM107 253V252H106ZM108 253V254H109ZM114 253V252H113ZM45 254V253H44ZM49 254V253H48ZM62 254V253H60ZM70 254V253H69ZM68 254V256H69ZM71 254V257H75V256H72ZM82 254V255H83ZM89 255L92 254V253H88ZM102 254V253H101ZM105 255L106 257L108 256ZM38 255V254H37ZM55 255H59V254H55ZM66 255V254H65ZM75 255V254H73ZM76 255H78V257L80 255L77 253ZM87 255V254H86ZM88 255V256H89ZM94 255V257H95ZM104 255V254H103ZM102 255V256H103ZM128 255L132 256V257H128ZM47 256V254H46ZM50 256V254H49ZM56 256V257H57ZM62 257V255H60ZM101 256V255H100ZM101 256V257H102ZM114 256V255H113ZM112 256V257H113ZM157 257L156 259H153V260H150L151 258H154V257ZM48 257V256H47ZM100 257V258H101ZM104 257V256H103ZM105 257V258H106ZM110 257V256H108ZM64 258V257H62ZM68 258V257H67ZM67 258H64L67 260ZM70 258V257H69ZM76 258V257H75ZM80 258V257H79ZM145 258H148L150 261H148L146 259V262L142 263L143 260ZM38 259V258H37ZM56 259V258H55ZM71 259V258H70ZM97 259V258H96ZM107 259V258H106ZM106 259H101L102 261L106 262L105 261ZM40 260V259H39ZM46 260V259H45ZM77 260V259H76ZM87 260V258H86ZM100 260V261H101ZM108 260V259H107ZM49 261V260H48ZM75 261V260H74ZM84 261V260H83ZM82 261V262H83ZM89 261V260H88ZM101 261V262H102ZM108 261V262H109ZM44 262V261H43ZM57 262V261H56ZM70 262V261H69ZM78 264H81L79 263L80 261L77 260ZM170 262V263H168ZM224 262V261H222ZM50 263V262H49ZM62 263V262H61ZM75 263V262H74ZM85 263V262H84ZM105 263V264H106ZM45 264V263H44ZM52 264V263H51ZM100 264V263H99ZM103 264V263H102ZM110 264V263H108ZM225 264V263H223Z\"/></svg>",
    "mask_w": 264,
    "mask_h": 264
},
{
    "label": "rangeland",
    "instance_id": "2",
    "mask_svg": "<svg viewBox=\"0 0 264 264\" xmlns=\"http://www.w3.org/2000/svg\"><path fill=\"white\" fill-rule=\"evenodd\" d=\"M60 1V2H59ZM72 1V2H71ZM145 2H143V3H145L144 4V9L145 10H155V9H163L162 7H165V6H167V7H169V10L172 8V10L174 11H172V10H170V11H172L171 12V14H168V15H164L163 17H161L160 18V21H159V17L158 18H155L154 17V19L152 20V23H149V24H144V25H141L140 23L139 24H135V22L132 24L131 23V25L132 26H129V28H130V30H132V31H129V28H128V35H130V33H136V36L137 35H139V36H142L141 34L143 33V32H148L149 34L147 35V36H145L146 38H145V40H143L144 42L145 41H147L146 43L147 44H150L148 47L147 46H145V43L142 41L141 42V44H138V48L136 49V50H128V49H126V48H121V45H119V44H117L116 43V45L114 44H111L112 46H114L116 49V51H114V53H113V56H111L112 54H110V56H111V59L112 60H114V61H116L117 63H119L118 61H117V59H119V61L120 60H124V63H122V62H120V63H122L121 65L122 66H126V67H134L133 69H135L134 71H138L137 69H139L140 68V70L141 69H143L144 67H145V64L144 63H146L148 60V62H155L156 63V61H161L160 62V64L157 66V67H159V68H157L156 67V69L155 70H153V69H149L152 73L154 72V73H156V72H159V73H162V74H164V75H167L168 76V79L166 80V86L168 87V89H166V92L169 94H167L168 95V99H167V107H166V105H165V108H164V110H166L167 112H168V116H166V114H165V117H164V120H160V119H158V121L160 122H158V121H152V123H154V124H152L151 122L149 123V126H154V125H163V122H165V121H167V122H165L166 124H168V123H170V122H175V121H177V120H180V119H184V117H192L194 114H196V115H198V117H199V119H201V120H207L208 119V116H205L206 114H202V113H197L198 111H192L193 113H190V112H186V109L188 108H190L191 106H196V102L194 101V100H190V99H192V96H190V95H184V96H182L183 95V93H182V91H181V89L179 90V88L178 87H180L181 85H183L184 87H191V86H193L195 83L196 84H198V85H196V86H201V85H203V87L202 88H204V90H207V89H205L206 87H208L209 85H210V83H208L210 80L211 81H215L217 84H220V86L222 87V89L220 90H217L215 93H214V95H212V97H216L217 98V100H218V97H221L222 96V100H224V99H226L227 101L229 100L230 102L234 99V98H236V96H233V99L231 98V96H230V93H231V88L230 87H236L235 88V90H237V89H239L240 91H245V93L248 95L249 94V96H247L248 98H249V102L251 103H254V101H252L251 100V97L253 96V98L255 99V98H257L258 100H261L262 98H261V93H257L256 91H255V89H257V88H262L263 86H264V0H232V2H231V0H159V1H155V0H144ZM162 1V2H161ZM166 1V2H165ZM230 3H229V2ZM239 1V2H238ZM118 2V3H117ZM139 2V3H138ZM142 2V0H0V37H2V36H5V39H3V38H1V39H3V40H6L9 44H10V42L12 43L13 41V43H12V45L14 46V47H9L8 46V43L7 42H5L4 44H6L7 43V46L5 45V47H7V48H5L4 50L5 51H2V52H0V53H3V52H5L6 54H8L9 52H11L12 53V51L13 52H17V55L18 56H12V54L11 53H9V57L7 58V60L8 59H10V60H8V63L11 61L12 63H14V64H12L11 62L9 63V66H17V65H15L17 62H15V60H20L21 58H23V57H25L27 60H30V61H37L38 63H40L41 61L44 63L45 61H53V62H48L49 64H51V65H53L54 66V61L55 60H59L60 62H62V63H67L68 62V59H67V57L66 56H72L71 54H66L65 52H67V51H65L64 50V48H62V49H57V50H52L51 48H53L56 44H57V42L59 41V39L60 38H58V36H56L55 37V35H57V34H59L60 32H61V30L63 29L64 30V28L66 27V25L68 24V23H70V22H73V24H74V22L76 23L75 25L76 26H82L83 24L84 25H86V23L87 22H89V21H92L93 20V22L95 23L96 22V20H99L100 19V17H102V16H104V15H107V14H109V13H113V16L112 17H114L113 19H112V21H110V23H108L107 24V22L105 21L104 22V17H102L101 19H102V21H101V24L100 25H102V23L104 24V23H106L105 24V26H106V28H109V29H111V28H113V27H115V26H117V24H119L120 23V21H122L121 20V18H122V16L120 17V13H123L124 11H123V8H125L126 7V10H128V9H131L132 7L131 6H134L133 8H135V5L137 4H140ZM158 2V3H157ZM160 2V3H159ZM228 2V3H227ZM48 3V4H47ZM82 3V4H81ZM121 3V4H120ZM135 3V4H134ZM237 3V4H236ZM79 4V5H78ZM158 6H157V5ZM164 4H165V6H164ZM167 4V5H166ZM172 4V5H171ZM204 4V5H203ZM230 4V5H229ZM260 4V5H259ZM54 5V6H53ZM69 5H70V8H69ZM72 5V6H71ZM74 5V6H73ZM130 7H129V6ZM153 5V6H152ZM155 5V6H154ZM186 7H185V6ZM237 5H238V7H237ZM76 6H77V9H76ZM80 6V7H79ZM150 6H151V8H150ZM172 6V7H171ZM198 6V7H197ZM233 6V7H232ZM28 7V8H27ZM49 7V8H48ZM55 7V8H54ZM120 7V8H119ZM167 7H165V8H167ZM175 7V8H174ZM184 8V10L182 11H180L179 9H177V8ZM197 7V8H196ZM26 8V9H25ZM117 8H119V9H117ZM149 8V9H148ZM186 8V9H185ZM190 8V9H189ZM223 8V9H222ZM230 8H233V9H230ZM238 8V9H237ZM36 9V10H35ZM194 9V10H193ZM218 9V10H217ZM220 9V10H219ZM235 9H237V10H235ZM262 9V10H261ZM22 10V11H21ZM47 10V11H46ZM84 10V11H83ZM108 10H110V11H108ZM178 10V11H177ZM193 10V11H192ZM241 10V11H240ZM32 11V12H31ZM45 11V12H44ZM79 11V12H78ZM86 11V12H85ZM206 11H207V13H206ZM211 11V12H210ZM213 11V12H212ZM221 11V12H220ZM34 12V13H33ZM38 12V13H37ZM47 12V13H46ZM81 12V13H80ZM105 12V13H104ZM108 12V13H107ZM176 12V13H175ZM185 14H184V13ZM191 12H193L192 14H191ZM200 12V13H199ZM216 14H215V13ZM236 12V13H235ZM237 12H238V14H237ZM240 12V13H239ZM14 13V14H13ZM34 14L33 15V18L31 17L32 16V14ZM40 13H42V14H40ZM104 13V14H103ZM117 13V14H116ZM119 13V14H118ZM129 13V12H128ZM232 13V14H231ZM9 14V15H8ZM11 14V15H10ZM30 15V16H27V15ZM44 14V15H43ZM47 14V15H46ZM124 14V13H123ZM129 14H131V15H133L131 12L129 13ZM174 14V15H173ZM203 14V15H202ZM207 14H208V16H207ZM234 14V15H233ZM258 14V15H257ZM263 14V15H262ZM6 15V16H5ZM8 15V16H7ZM22 15V17L23 18H27V17H29V19H31L32 20V23H30V25L28 26V27H30V29L28 28V27H26L25 25H24V23H22V24H20V21H18V19H19V16H21ZM36 15H37V17H36ZM39 15V16H38ZM101 15V16H100ZM139 15L140 14H138L137 15V17H139ZM190 15V16H189ZM198 15V16H197ZM230 15V16H229ZM42 16H43V18H45V20L47 21V22H45V20L43 19V20H41L40 18H42ZM45 16H47V17H45ZM96 16H98V17H96ZM134 16V15H133ZM132 16V17H133ZM172 16H174L175 18H177V19H179L178 20V23L176 22V19L175 20H173V21H171V22H173L172 24H171V22H169L170 20H172L171 18H174V17H172ZM210 16V17H209ZM260 16V17H259ZM2 17V18H1ZM31 17V18H30ZM34 17H35V19H34ZM140 17H141V15H140ZM181 17V18H180ZM213 17V18H212ZM259 17V18H258ZM8 18V19H7ZM39 20H38V19ZM230 18V19H229ZM1 19H4V20H2L1 21ZM33 19H34V21H33ZM61 19V20H60ZM115 19V20H114ZM156 19V20H155ZM167 19H168V21H167ZM239 19V20H238ZM259 19V20H258ZM263 19V20H262ZM66 20V21H65ZM80 20V21H79ZM89 20V21H88ZM120 20V21H119ZM165 20H166V22H165ZM222 20V21H221ZM242 20V21H241ZM261 20H262V22H261ZM5 21V22H4ZM13 21H15V22H13ZM39 21V23H37ZM49 21V22H48ZM81 21H83V22H81ZM181 21V22H180ZM211 21V22H210ZM228 21V22H227ZM13 22V23H12ZM18 22V23H17ZM42 22H44V23H42ZM66 22V23H65ZM68 22V23H67ZM80 22V23H79ZM119 22V23H118ZM139 22V21H138ZM147 22H149V20H147ZM146 21H145V23H147ZM158 22V23H157ZM214 22V23H213ZM247 22V23H246ZM260 22L262 23V24H260ZM8 25H7V24ZM78 23V24H77ZM115 23H116V25H115ZM179 23H182V24H179ZM202 23V24H201ZM213 23V24H212ZM232 23V24H231ZM236 23V24H235ZM39 24V25H38ZM44 24V25H43ZM243 26H242V25ZM4 25H6V26H4ZM23 27H22V26ZM48 25H49V27H48ZM93 24H90V27L92 26ZM152 25V26H151ZM4 26V27H3ZM33 26H34V28H33ZM51 26V27H50ZM62 26V27H61ZM110 26V27H109ZM113 26V27H112ZM40 27V28H39ZM55 27H58L59 28V30L57 29V28H55ZM90 27H88L87 29H86V31L85 32H83L82 30H77V31H70L71 33L70 34H72V33H75V34H80V33H82V34H80V36L81 35H84V34H93L94 35V32H92V31H90V30H88ZM178 27H188V29H181V33H176L175 35H174V37H172V38H168L167 37V35L162 31V32H159V31H161L163 28H165V29H168V30H178L177 28ZM212 27V28H211ZM10 28V29H9ZM23 28V29H22ZM61 28V29H60ZM159 28H161V29H159ZM190 28V29H189ZM225 28V29H224ZM9 31H8V30ZM36 29V30H35ZM136 29V30H135ZM193 29H198V30H201V31H205L208 35H204V34H196V31L194 30L193 31ZM243 29L246 31H244L245 33H247V31H249L247 34H245L244 32H243ZM1 30H3V32H1ZM11 30V31H10ZM138 30V31H137ZM143 30V31H142ZM211 30V31H210ZM218 30V31H217ZM228 30V31H227ZM240 30H241V32H240ZM23 31H24V33H23ZM31 33H30V32ZM57 31H59V32H57ZM135 31V32H134ZM221 31V32H220ZM238 31V32H237ZM257 31V32H256ZM4 32H6V33H4ZM27 32V33H26ZM40 32H41V34H40ZM43 32H46L45 33V35L46 36H48L49 37V32H50V40L48 41H40V43L38 42L37 43V41L35 40L36 38H34V35H38V36H42L44 33ZM52 32V33H51ZM26 33V34H25ZM28 33H30V37H28L29 36V34ZM68 33V32H67ZM220 33V34H219ZM244 33V34H243ZM257 33V34H256ZM6 34V35H5ZM9 34V35H8ZM55 34V35H54ZM70 34H68L67 36L68 37H70ZM250 34V35H249ZM261 34V35H260ZM14 36V38L15 39H17V41L15 42V39L14 38H12L13 36ZM186 35H187V37H186ZM216 35V36H215ZM224 35V36H223ZM245 35H246V37H245ZM251 35H253L254 36V38L256 39V41H255V43H248V44H250V45H253V47H251V46H248V45H245L244 43H241L239 40H237L238 38H240L241 36H243L246 40H250V38L251 37H253V36H251ZM31 36H32V38H31ZM53 36V37H52ZM75 36V35H74ZM74 36H72L71 38H74ZM249 36V37H248ZM258 36V37H257ZM18 37V38H17ZM51 37H52V39H51ZM94 37L96 38L97 36H96V34L94 35ZM124 37H125V34H123V38H122V40L124 39ZM147 37H148V39H147ZM184 37H186V39L184 38ZM217 37H219V38H217ZM237 37V38H236ZM9 38H12V39H14V40H12L11 39V41L9 42L8 40H9ZM30 38L33 40V38H34V40L36 41H30ZM53 38H55V39H53ZM141 38V37H140ZM19 39H21L20 40V42L21 43H19L18 42V40ZM28 39V40H27ZM58 39V40H57ZM78 39V38H77ZM23 40V41H22ZM24 40H26L27 42L24 44ZM52 40V41H51ZM149 40V41H148ZM216 40V41H215ZM51 41V42H50ZM54 41H56V42H54ZM42 42H45V43H42ZM52 42H53V44H52ZM172 42V43H171ZM174 42V43H173ZM239 42V43H238ZM16 43H18V44H16ZM32 44L31 45V47H30V45H28V44ZM144 43V44H143ZM157 45H156V44ZM169 43H171V44H169ZM20 44H22V45H20ZM34 44H36V45H34ZM37 44H47V46H42V45H39L41 48V50H38V49H36V47H37ZM99 44H101V43H99ZM155 44V45H154ZM255 44V45H254ZM24 45V46H23ZM110 45V46H111ZM117 45H119V47L117 46ZM143 45H144V47H143ZM154 45V46H153ZM164 45H172L173 47H172V51H170V52H168V53H163V50H162V47L164 46ZM197 45V46H196ZM151 46H153L154 48L153 49H151L150 47ZM156 46H159L160 48H161V50L162 51H160L159 50V52H157L158 50H157V47ZM18 47V48H17ZM56 48H57V46H55ZM155 47H156V49H155ZM23 48V49H22ZM98 47H96L95 49H90V51H92V50H96ZM195 48V49H194ZM222 48V49H221ZM15 49V50H14ZM21 49V50H20ZM32 49H34V50H32ZM53 49H55V48H53ZM35 50H37L36 52H35ZM29 51V52H28ZM46 51V52H45ZM62 51V52H61ZM106 51H109V50H106ZM110 51H113V50H110ZM192 51V52H191ZM219 51V52H218ZM51 52H53V54H52V56L51 55H49ZM126 52V53H125ZM204 53V55L202 54V53ZM18 53H20V54H18ZM46 53V54H45ZM112 53V52H111ZM120 53H123V54H121L120 55ZM178 53V54H177ZM11 54V55H10ZM39 54H43L42 56H40ZM66 56H65V55ZM119 54V55H118ZM172 54V55H171ZM175 54V55H174ZM176 54H177V56H176ZM210 54V55H209ZM45 55V56H44ZM63 55V56H62ZM186 55V56H185ZM212 55V56H211ZM60 56V57H59ZM115 56V57H114ZM204 56V57H203ZM118 57V58H117ZM156 57V59L154 60V58ZM166 57V58H165ZM172 57V58H171ZM216 57V58H215ZM28 58H30V59H28ZM41 58V59H40ZM60 58V59H59ZM64 60H63V59ZM72 58L73 57H69V59H71V62L70 63H73L72 61L73 60H75L74 58H73V60H72ZM108 58H110V57H106V56H104V58L101 56V57H97L96 59L97 60H102V59H108ZM115 58V59H114ZM126 58H129L130 60H125ZM226 58V59H225ZM15 59V60H14ZM65 59L67 60V61H65ZM95 59V60H96ZM153 59V60H152ZM157 59H159V60H157ZM63 60V61H62ZM95 60H93L94 62H95ZM96 60V61H97ZM174 60V61H173ZM176 60V61H175ZM232 60V61H231ZM14 61V62H13ZM127 61V62H126ZM164 61V62H163ZM171 61V62H170ZM212 63V64H210V65H207V63ZM70 63H69V65H70ZM126 63H127V65H126ZM130 63H132V65H130ZM163 63V64H162ZM188 63V64H187ZM12 64V65H11ZM55 64H56V62H55ZM187 64V65H186ZM227 64V65H226ZM27 65L29 66V68L30 69H32V70H35V69H41V70H43V68L41 67V66H38V65H36V64H33V63H31V62H27ZM120 65V64H119ZM129 65V66H128ZM181 65V66H180ZM135 66H137V68H135ZM141 66H143V67H141ZM248 66V67H247ZM0 67L2 68V69H0V118H1V120H0V130L2 131H0V140H1V138H2V140L0 141V154H2V155H4V154H6V155H8V156H11V157H13L14 159H16V160H20L21 161V163L22 164H20V165H23L22 167H18L17 165V167H16V169L18 170V172H20L22 175H24V179L25 180H27V182H28V184H30V186L31 187H34L35 186V184L36 185H38L40 188H42V189H44V187L46 186V185H49L50 186V184H52V187L50 186V188H49V186H46L45 187V191L47 192V193H51L52 195V198L50 199L46 194H44L41 190H37L39 193L38 194H33V193H30L29 191H27L29 194H26V195H28L29 197L31 196L32 198H34V196H36V198H41V199H39L38 201H37V208L39 209V211L38 212H34L31 208L29 209V206L27 205H24V204H19L18 202V205L17 204H13V201H14V203H16L15 202V200H10V199H7L6 198V196L4 197V195L2 196V194L0 195V197H3V198H0V206H2L0 209L2 210V208H3V205H2V203L5 201V199L4 198H6V204H5V202H4V204H5V207L6 208H4L5 210L7 209H9V211L10 210H12L13 211V209L15 210V212L13 211V217L15 216V214H17L18 213V215H16L15 217L16 218H18V217H20L21 218V216L22 215H26L27 213V215L25 216H22V217H24L23 219L21 218V220H20V222H17L18 221V219L16 220V218L14 219H12V217H11V221L10 220H8V221H5V220H7V219H9V218H6L9 214H10V212H8V215L6 214V213H4V214H2V212H4L3 210H2V212L0 213V214H2V215H0V218H1V216H3V218H1V219H4V217L6 218V219H4L2 222H0V264H78V262H77V260H79L80 262L79 263H81V264H105L106 262H104V261H102L101 259H106L105 261H107V263L106 264H108V263H110V264H112V261H109V260H113V261H115V260H117V258H119L120 257V255H122V253H121V247H122V242H120L119 240H118V238H115V240L113 239V242L111 241L112 239H109V238H104L102 235H97V233H100L99 231H97V228L93 225V223L91 222V220L90 219H88L86 216H85V218L83 217V215H82V213H80V212H84V215H85V212H87V216L89 215L92 219L94 218V220H96V218H95V214L92 212V211H90V210H88L87 209V211H86V208L84 207V209H83V207H82V205L81 204H79L78 202H76V201H74V200H71V199H69L68 200V196H66L65 194V197H67L66 199H64L65 197H63L64 195H61L62 193H65V190L67 189V187H62V184L63 185H65L63 182H62V180H55V184L58 182L60 185H58V183L55 185V187L53 186L54 185V178H55V176H57V174H59L60 176H57V178H61V179H63V180H66V181H68L69 183L70 182H77V181H79V183H83L82 185H87V184H89V181H87L86 179H84L85 181H83V176L82 175H80V174H78V173H76L75 172V170H77L75 167H74V170L73 171H71L70 172V166H68V168L65 166H63L64 167V169H63V167L60 165L61 163L63 164V162H62V160L59 158V157H61V156H59V151H61V149L59 148V147H55L54 148V146H58V144L57 145H54V144H52L53 142H50L51 141V139L50 140H48L49 138L47 137V134H45L44 133V135H43V133L41 134V132H43L44 131V126H42V123L44 122V124H45V122H47V120H49L50 118H53V116L54 117H58L59 115H61V114H63V113H66V111L68 110V116H69V114H74V117H75V119H76V115L75 114H77L76 112H78V111H84L85 110V107H83L82 105H84V104H86L85 103V100L86 99H88L89 98V94H90V98L91 97H93L95 94H93V96L91 95L92 93H90L91 91H93L94 89H95V87L94 86H96L97 84H99V82L100 81H103V79H100L99 78V74H98V77H97V72H90L89 73V70L85 67H83V71L84 72H88L86 75H88V77H89V75H90V77H92V79L93 80H95V81H92L94 84L92 85V86H88V88H90V89H87V91L89 92L90 90V92H89V94H88V92H86V90L84 91L83 90V94L84 95H86L85 97L81 94L82 93V91L80 90V91H78V87H80V83L81 82H83L86 78H81V75H80V73H74V75H72L73 77H68V76H66L64 79L62 78V79H57V81L56 82H54V79L52 80V79H50V78H58V74H59V72L58 71H60L61 72V70H59L58 68H54L53 70L52 69H48L47 71H40L41 72V75H40V72L39 73H33V74H31V75H27L26 76V74H22V73H20L19 72V74H15V70H11L10 71V68L9 67H6L5 66V62L3 61H1L0 60ZM121 67V66H120ZM173 67V68H172ZM220 67V68H219ZM222 67V68H221ZM7 68H9V69H7ZM52 68V67H51ZM162 70H161V69ZM185 68V69H184ZM58 69V70H57ZM130 69V68H129ZM182 69V70H181ZM203 69V70H202ZM218 69H220V70H224L225 72H220ZM50 70V71H49ZM86 70V71H85ZM157 70V71H156ZM4 71V72H3ZM15 71V72H14ZM202 71V72H201ZM226 71H228V72H226ZM46 72V73H45ZM185 72V73H184ZM10 73V74H9ZM133 74H131V72H129V74L130 75H128L127 76V79H128V81L129 80H131V81H129V82H131L130 84L128 83L127 85V87H129V88H124L123 90H129L130 88H132L133 86L132 85H139L140 84V81L141 80H139V79H141V76L143 77V73H140V72H132ZM233 73V74H232ZM262 73V74H261ZM2 74V75H1ZM142 74V75H141ZM12 75V76H11ZM22 75V76H21ZM24 75V76H23ZM33 75V76H32ZM64 75V74H63ZM80 77H79V76ZM182 75V76H181ZM203 75V76H202ZM205 75V76H204ZM207 75V76H206ZM262 75V76H261ZM29 76V77H28ZM31 76V77H30ZM53 76H55V77H53ZM76 76H78L79 78H77ZM94 76V77H93ZM95 76L97 77L96 79H95ZM114 76H115V73H114V75H113V77H111L110 79L112 80V78H114ZM145 76V75H144ZM186 78H188V80H186L187 82H183V81H185L184 79H185V77ZM191 76V77H190ZM212 78H211V77ZM6 77H13V78H15V77H17L18 79L20 78L21 80H23L24 82L26 81V83H31V82H36V80L39 78L41 81H39V82H37V85H41L40 86V89H37V88H34L33 86L32 87H30L29 89H28V86H25V87H15V86H13L10 82H8V81H5L4 79ZM48 77H49V79H48ZM60 77V76H59ZM77 78V80H76V78ZM122 77V76H121ZM120 77V78H121ZM135 77V78H134ZM140 77V78H139ZM261 77V78H260ZM2 78V79H1ZM4 78V79H3ZM34 78V79H33ZM44 79V80H42V79ZM74 79V81L75 82H73L72 80ZM81 78V79H80ZM135 79V80H133V79ZM182 78H184V79H182ZM191 78H195V83H194V79H191ZM207 78H209V79H207ZM19 79V80H20ZM32 79V80H31ZM36 79V80H35ZM99 79H100V81H99ZM122 79V78H121ZM126 78H124L123 80H127ZM197 79L200 81L201 80V82H202V84H200V83H198V81H197ZM208 81H207V80ZM34 80V81H33ZM47 80V81H46ZM80 80V81H79ZM122 80V81H123ZM133 80V81H132ZM180 80V81H179ZM183 80V81H182ZM193 80V81H192ZM224 80V81H223ZM227 80V81H226ZM43 81V82H42ZM70 83H69V82ZM79 81V82H78ZM87 81V80H86ZM121 80L120 81H118L117 82V87H118V89H121L122 88V85H124L125 83H123ZM191 81V82H190ZM223 81V82H222ZM229 81V82H228ZM41 82V83H40ZM92 82H88L89 84H92ZM98 82V83H97ZM180 82V83H179ZM183 82V83H182ZM203 82H205V83H203ZM222 82V83H221ZM251 82V83H250ZM253 82H254V84H253ZM7 83V84H6ZM39 83V84H38ZM50 83H52L53 85H51ZM55 83V84H54ZM70 85H69V84ZM100 83H102V82H100ZM122 85H121V84ZM138 83V84H137ZM191 83V84H190ZM194 83V84H193ZM208 83V84H207ZM228 85H227V84ZM235 83V84H234ZM246 83L248 84V86L246 85ZM263 83V84H262ZM47 84H50V86H53V88H54V91H51V90H47V89H49V86L47 85ZM71 84H72V87H71ZM132 84V85H131ZM187 84V85H186ZM222 84V85H221ZM226 86V87H228V88H230V89H228V88H226L224 85ZM230 84V85H229ZM30 85V84H29ZM75 85H77V86H75ZM121 85V86H120ZM131 85V86H130ZM186 85V86H185ZM208 85V86H207ZM240 85V86H239ZM3 86V87H2ZM43 86V87H42ZM205 86V87H204ZM211 86V85H210ZM219 86V87H220ZM238 86H239V88H238ZM255 86V87H254ZM36 87V86H35ZM71 87V88H70ZM74 87V88H73ZM94 87V88H93ZM119 87H121V88H119ZM245 87V88H244ZM251 87H253L252 89H251ZM18 88H20L19 90H18ZM23 88V89H22ZM33 88V89H32ZM92 88V89H91ZM200 88V87H199ZM242 88V89H241ZM250 88V89H249ZM255 88V89H254ZM21 89H22V94H21ZM35 89V90H34ZM73 89V90H72ZM177 89V90H176ZM230 91H228V90ZM247 89H248V91H247ZM16 90V91H15ZM76 90V91H75ZM250 90H252V91H250ZM26 91V92H25ZM40 91V93L38 94V92ZM47 91H50V92H47ZM57 91H59L58 93H57ZM71 91V92H70ZM170 91V92H169ZM3 92V93H2ZM33 92V93H32ZM36 92V93H35ZM56 92V93H55ZM64 92V93H63ZM70 92V93H69ZM75 92V93H74ZM219 92H221L220 93V95H219ZM236 93H238V90L237 91H235ZM249 92H256L255 94L254 93H249ZM5 93H6V95H5ZM32 93V94H31ZM35 93V94H34ZM68 93V94H67ZM74 93V94H73ZM187 94H190V93H188V92H186ZM218 93V95L216 96V94ZM2 94V95H1ZM13 94H15V95H13ZM19 94H20V96H19ZM56 94V95H55ZM59 96H58V95ZM64 94H66V95H64ZM72 94V95H71ZM78 94V96H76ZM81 94V97L82 98H80L79 97V95ZM87 94H88V96H87ZM222 94V95H221ZM250 94H251V96H250ZM27 95V96H26ZM40 95H41V97H40ZM53 97H52V96ZM61 95V96H60ZM225 95V96H224ZM7 96H9V97H7ZM22 96V97H21ZM57 96H58V98H57ZM62 96H63V98H62ZM71 96V97H70ZM75 96H76V99H77V97H78V99H77V102L75 101ZM96 96V95H95ZM181 96V97H180ZM259 96V97H258ZM3 97H4V99H3ZM6 97H7V99H6ZM72 97H73V99H72ZM88 97V98H87ZM171 97V98H170ZM11 98V99H10ZM21 98V99H20ZM56 98H57V100H56ZM94 98V102H93V106H92V108H88L90 111L88 112V114L90 113V114H92L93 113V115L95 114V113H97V112H99L101 109H100V106H97L96 105V102L95 101H97V99H98V97L96 96V98L95 97H93ZM180 98H182V99H180ZM261 98V99H260ZM182 100V102L180 101V100ZM8 100V101H7ZM79 100V101H78ZM173 102H172V101ZM222 100H220L219 99V101H222ZM11 101V102H10ZM14 101V102H13ZM17 101V102H16ZM48 101V102H47ZM194 101V102H193ZM61 102V103H60ZM64 102V103H63ZM84 102V103H83ZM170 102V103H169ZM185 102H187V103H185ZM188 102H192L191 103V105L190 104H188ZM44 103H46V104H44ZM173 103H174V106H172L173 105ZM63 104V105H62ZM170 104V105H169ZM172 104V105H171ZM186 104V105H185ZM76 105V106H75ZM169 105V106H168ZM188 105V106H187ZM149 106H150V103H149ZM184 108H183V107ZM9 109H8V108ZM12 107V108H11ZM99 108V109H97V108ZM231 107L233 108V105H231ZM14 108V109H13ZM74 108V109H73ZM76 108H77V110H76ZM93 108H95V109H93ZM240 108V107H239ZM12 109V110H11ZM45 111H44V110ZM80 109V110H79ZM92 109V110H91ZM97 109V110H96ZM170 109V110H169ZM6 110V111H5ZM14 110V111H13ZM57 110V111H56ZM94 110V111H93ZM99 110V111H98ZM2 111V112H1ZM9 111V112H8ZM44 111V112H43ZM76 111V112H75ZM181 111H183L184 113L182 114V115H180V114H178V113H181ZM227 111V110H226ZM230 111V110H229ZM9 114H8V113ZM11 112V113H10ZM50 112V113H49ZM73 112V113H72ZM75 112V113H74ZM166 112V113H167ZM13 113V114H12ZM32 113V114H31ZM44 113V114H43ZM46 113V114H45ZM49 113V114H48ZM87 113V112H86ZM172 113H175L174 115L172 114ZM188 113V114H187ZM7 114H8V116H7ZM98 114V113H97ZM133 114V113H132ZM214 114H219V113H213V115ZM6 115V116H5ZM11 115V116H10ZM29 115V116H28ZM43 115V116H42ZM50 115V116H49ZM67 115V114H66ZM65 115V116H66ZM173 115V116H172ZM185 115V116H184ZM188 115V116H187ZM5 116V117H4ZM46 116V117H45ZM49 118H48V117ZM4 117V118H3ZM95 117V116H94ZM182 117V118H181ZM3 118V119H2ZM8 118V119H7ZM21 118V119H20ZM39 118V119H38ZM43 118V119H42ZM48 118V119H47ZM93 118V117H92ZM91 118V119H92ZM131 118V117H130ZM166 118V119H165ZM171 118V119H170ZM176 118V119H175ZM180 118V119H179ZM7 119V120H6ZM20 119V120H19ZM31 119H33V120H31ZM89 120V121H87L88 123H91L93 120ZM26 120V121H25ZM36 120V121H35ZM40 120H44L43 122H41L40 123V125H41V127H39V129L38 128H36V127H34V125L35 124H37V123H35V122H39ZM82 120V119H81ZM129 120H131V119H129ZM21 123H24V121H25V123L24 124H20V122ZM29 121V122H28ZM35 121V122H34ZM16 122V123H15ZM18 122V123H17ZM27 122V123H26ZM10 123V124H9ZM12 123H13V125H12ZM33 123H35V124H33ZM157 123V124H156ZM159 123V124H158ZM162 123V124H161ZM164 123V127H165V124ZM6 124H9V125H5ZM20 124V126H18ZM241 124V123H240ZM33 125V126H32ZM125 124L123 123V127H120V126H122L121 124L120 125H118V126H114V127H112L113 129H111V131H112V134H109V135H107V137H109L108 138V144H111V145H113V147H115L116 146V143L115 142H117V140H118V138H120L121 139V137H123L122 136V133H123V131H125V129H124V127H127V129H126V131H129L130 132V130L132 131L133 129H132V127L131 128H129V126H124ZM9 126V127H8ZM26 126V127H25ZM167 126V125H166ZM7 127V128H6ZM12 127H13V129H12ZM15 127V128H14ZM26 128V131H24L23 129H25ZM33 127V128H32ZM147 127V126H146ZM2 128V129H1ZM20 128H21V130H23V131H21L20 130ZM121 128V129H120ZM250 128V127H249ZM27 129H28V131H29V133L27 132ZM36 129V130H35ZM123 129V130H122ZM244 129H246L248 132H250V131H252L253 133L254 132H259V131H262V129H259V128H257V127H252V128H250V129H248V128H244ZM7 130V131H6ZM17 130V131H16ZM216 131H217V129H216ZM12 132V133H11ZM22 132V133H21ZM40 132V133H39ZM114 132V133H113ZM133 132V131H132ZM137 133L138 132H140V131H136ZM135 132V133H136ZM10 133V134H9ZM18 133V134H17ZM21 133V134H20ZM35 133V134H34ZM38 133L39 134H41V135H39L40 136V138H39V136H38ZM77 133H78V131H77ZM3 134H5L4 136L6 137H3ZM13 134V135H12ZM22 134H24V135H22ZM73 134H76V132L74 131L73 132ZM117 134H120V136H118ZM30 135H34V137H32V138H30L31 136ZM142 136H143V134H141ZM2 136V137H1ZM8 136V137H7ZM19 139H17L16 137ZM38 136V138H37V140L35 139V137H37ZM46 136V138H44ZM114 136V137H113ZM157 136V135H156ZM25 137H27L26 139H25ZM29 137V138H28ZM111 137V138H110ZM115 137H116V141L114 142V140H115ZM8 138V139H7ZM9 138H11V139H9ZM65 138V137H64ZM91 138H92V136H91ZM113 138H114V140H113ZM4 139H7V140H4ZM22 139H24V140H22ZM31 139H33V140H31ZM111 139V140H110ZM180 139L183 141L184 139L183 138H181L180 137ZM16 140H17V142H16ZM24 142L23 144H25V145H23V144H21L22 143V141ZM44 140H45V142H44ZM92 140H94L93 138H92ZM110 140V141H109ZM141 141L139 142V141H137V144L136 145H138V147L136 148V145H135V149H134V147H130L133 151H132V153H133V155L130 157V158H127L126 156H125V153L127 152V149H126V147H122V145H119V146H121L120 147V149L119 148H117V147H115L114 148V153H116V155L118 156V158H120V159H123V157L125 156V159L123 160V162L122 163H125L126 161L128 162V163H138L140 160H139V156H141V154H143V153H145L147 150H148V147H147V145L149 144H147V141L143 138V140L142 139H140ZM13 141V142H12ZM19 141H21V142H19ZM26 141H27V143H28V145H27V143H26ZM38 141V142H37ZM47 141V142H46ZM146 141V142H145ZM15 142V143H14ZM41 142V143H40ZM143 142V143H142ZM2 143H4V144H2ZM30 143H31V145H30ZM39 143V144H38ZM46 143H47V146H46ZM113 143H115V144H113ZM138 143H142V145L141 144H138ZM1 144H2V146H1ZM21 144V145H20ZM42 144V145H41ZM44 144V145H43ZM49 144V145H48ZM145 144V145H144ZM200 144H204L202 141L200 142ZM206 144H208V143H206ZM227 144V143H226ZM257 144V145H256ZM10 145V146H9ZM11 145H12V147H11ZM154 145V144H153ZM152 145V147H154ZM205 145V144H204ZM264 144L262 143V141H259V142H257V143H255L254 145H252V146H247V148H237L236 147V149L237 150H239L240 152H239V154L234 158V161L236 162V169L238 170L237 172V174L238 175H240L241 173L240 172H243V170H244V172H245V170L246 171H248V172H254L255 170H258V169H260L261 168V166H260V168H259V165L260 164H258L257 162H253V161H251V158H252V155H250L251 153H253V151H256L258 148H260V147H262ZM4 146V147H3ZM14 146V147H13ZM27 146V147H26ZM31 146H33L32 148H31ZM44 146V147H43ZM49 146V147H48ZM145 146V147H144ZM7 147V148H6ZM9 147V148H8ZM17 147V148H16ZM21 147V148H20ZM29 147H30V149H31V151H30V149H29ZM38 148V151H37V148ZM251 147V148H250ZM25 148L26 149H28L29 151L27 152V150H25ZM52 148V154H51V151H50V149ZM128 149H130L129 147H127ZM141 148V149H140ZM40 149V150H39ZM46 149L48 150V153H47V151H46ZM53 149H54V151H53ZM56 149V150H55ZM60 149V150H59ZM137 149V150H136ZM139 149L140 150H142V152H140L139 154H138V151H139ZM144 149H145V151H144ZM246 149V150H245ZM250 149V150H249ZM10 150V151H9ZM13 150V151H12ZM116 150H118V151H116ZM123 150H124V153H123ZM9 151V152H8ZM11 151H12V153H13V155H11L12 153H11ZM42 151H43V153H42ZM45 151V152H44ZM121 151V152H120ZM251 153H250V152ZM4 152V153H3ZM18 152V153H17ZM22 152H24V154L22 153ZM56 152V153H55ZM120 152V153H119ZM137 152V153H136ZM9 153V154H8ZM15 153V154H14ZM45 153V154H44ZM50 153V154H49ZM54 153V154H53ZM58 153V154H57ZM245 153H246V156H245ZM250 153V154H249ZM19 156H18V155ZM23 154V155H22ZM33 154H34V156H33ZM38 154V155H37ZM44 155V157L43 158H39L40 157V155ZM48 156H50V155H52L53 157L52 158H54L55 157V155L56 156H59V157H55L54 158V162H53V159L51 160V156L49 157V158H47V161L48 162H50V160L53 162H51V164L54 166V164L55 165H57L58 163V161L57 160H59V163L60 164H58V165H60L61 167H62V170H65L64 172H60V171H62L61 170V167L60 168H58V169H60V170H55V169H53L54 167H56V169H57V167L58 166H54V167H49L48 165H50V163H48V165H47V161H45L46 159H44L47 155ZM193 154V153H192ZM27 155V156H26ZM42 155V156H43ZM88 155H89V158H92V159H94V157L95 156H92V154H91V151L88 153ZM138 157V160H137V157ZM5 156V155H4ZM38 157V159L36 158V157ZM47 156V157H48ZM123 156V157H122ZM239 156V157H238ZM17 157V158H16ZM35 157V158H34ZM71 157V156H70ZM193 157V158H192ZM211 157V156H210ZM246 157V158H245ZM248 157V158H247ZM30 158V159H29ZM32 158H34L33 160H32ZM59 158V159H58ZM141 158V161H142V158H143V156L142 157H140ZM190 158L192 159V163L190 164V165H188V166H186L188 169H189V173L190 172H192V173H186V175H188V176H190L191 177V179H192V184L194 183V185H196V186H198L199 188L201 187L200 186V184L198 183V184H196V182H198V179L200 178V176H201V178L202 177H205L206 175H208L209 173H210V171H213L214 170V172H216L218 169H217V167H216V163H219L218 162V160H214V158L213 157H211L210 159H206V160H204V159H200L199 160V158H197L194 154L193 155H191L190 156ZM236 158H238V160H236ZM56 159V160H55ZM68 159H71L70 161H72V158H68ZM36 160V161H35ZM44 160V161H43ZM137 160V161H136ZM144 160H146V162L148 163V161H147V158L145 159L144 158ZM204 160V161H203ZM214 160V161H213ZM244 160H248V161H250V166L248 167V170H247V168L245 169H243V166L241 165V163H242V161H244ZM2 161V160H1ZM160 161V162H159ZM213 161V162H212ZM216 161V162H215ZM239 161V162H238ZM3 162V161H2ZM34 162V163H33ZM160 163L161 164V160L158 158V160L157 161H154V163H152V164H149L148 163V166L146 167V169H145V174H143L145 177H143V179H142V181H141V178H139L140 176H136V178L138 177V179L137 180H139L140 181V183H139V187L136 189V191L140 188V191L138 190L137 192L139 193V194H141V196H143V198H144V201L142 202V203H140V205L138 204V208H137V210L138 211H136L135 209L133 210V211H131V213H134L137 217H136V219H138L137 221L135 220H133V219H131V220H129L128 221V223L130 222H135V223H138V221H139V219H140V224L141 223H143V224H141V225H146V224H144V223H146L147 222V224H149V223H154L153 221L154 220H156V219H154V218H150V219H148V221H143V219H142V217H141V213H143V214H149V211L151 210V212L150 213H153V212H155L154 210L156 209V210H160V211H163V212H165L166 211V213L167 214H169L172 218H173V213L171 212V205H172V202H174V201H177L178 200V198L180 197V198H182L183 196H181V195H179L178 194V192L177 191H175L174 189H172V190H169V189H166L167 187L165 186V184H167L168 183V180H171V178L173 179V177L175 178V176H174V174H172V173H170V174H167L166 172H163V171H161L160 172V170H159V167H160V164H158V163ZM198 162V163H197ZM3 163H5V162H3ZM36 163V164H35ZM72 164H73V162H71ZM209 163V164H208ZM238 163H239V165H238ZM35 164V165H34ZM41 166V168H40V166ZM47 165V167H49V169H53V170H55V171H53L52 170V172H50L49 171V169L46 167V165ZM118 164V163H117ZM198 164V165H197ZM212 164V165H211ZM216 164V165H215ZM6 165V164H5ZM28 165V166H27ZM32 165V166H31ZM38 166V168H37V166ZM45 165V166H44ZM150 165V166H149ZM201 165V166H200ZM211 166L212 168H214V169H212L211 167V169L210 170H208L209 169V166ZM7 166V165H6ZM27 167V169L25 168V167ZM35 166V167H34ZM196 166V167H195ZM206 166V167H205ZM215 166V167H214ZM8 167V166H7ZM46 168L47 170H45L44 168ZM189 167H191V168H189ZM238 167V168H237ZM258 167V168H257ZM42 168L44 169V170H42ZM66 168H67V170H66ZM114 168V167H113ZM206 168V169H205ZM251 168V169H250ZM257 168V169H256ZM24 169V170H23ZM29 169H31V172L34 174V172L33 171H35V173L37 172V173H41V175L43 176V178L45 177L43 174L46 172V171H48L47 173H45V174H47V176H52L51 178H49V179H52V180H50V181H53V182H47V180L45 179V186L44 185H40L38 182L37 183H35V181H34V179H32L34 176H32L33 174L30 172V171H28ZM68 169H69V172H68ZM72 169V168H71ZM98 169H101L99 166H98ZM115 169V168H114ZM113 169V170H114ZM22 170V171H21ZM158 170H159V173H161L160 175L158 174V175H156L155 173H157L158 172ZM203 170H204V172H203ZM216 170V171H215ZM252 170V171H251ZM27 171V172H26ZM40 171H42L43 172V174H42V172H40ZM201 172L202 171V173H201V175L200 176H198L199 175V172ZM209 171V172H208ZM55 172V173H54ZM73 172H74V175H70V174H73ZM147 172V173H146ZM149 172V173H148ZM178 172L179 173H182L180 170H178ZM196 172V173H195ZM206 172V173H205ZM36 173V174H37ZM49 173H50V175H49ZM63 173V174H62ZM65 173V174H64ZM66 173H67V175H66ZM76 173V174H75ZM142 173H144V172H142ZM240 173V174H239ZM155 174V175H154ZM164 174H166V175H164ZM206 174V175H205ZM28 175V176H27ZM237 175V176H238ZM46 176V177H47ZM54 176V177H53ZM62 176H64V177H62ZM77 176V177H76ZM155 176V177H154ZM159 176V178H157ZM162 176H164V177H162ZM195 176V177H194ZM197 176V177H196ZM71 177V178H70ZM76 177V178H75ZM78 177H80V178H78ZM162 177V178H161ZM156 178H157V180H156ZM29 179H31V180H29ZM56 179V178H55ZM79 179H81V180H79ZM196 179V180H195ZM33 180V181H32ZM77 180V181H76ZM145 180V181H144ZM159 180V181H158ZM174 180H176V179H174ZM81 181V182H80ZM138 181V182H139ZM143 181L146 183V189H144L143 188V185H142V183H143ZM166 181V182H165ZM179 181V180H178ZM178 181H176V182H173V184H175V186L178 188L179 187V182ZM200 181V180H199ZM62 184H61V183ZM46 183H48V184H46ZM111 183H113V182H111ZM110 183V184H111ZM178 183V184H177ZM110 184H106V183H104L102 186H99V191L102 193V194H110L112 197H106V199L108 200V202H107V204L109 203V202H111V203H109V204H111V205H116V203H117V206H118V203H119V205L121 204L119 201H122L120 198H119V194H117V192L116 193H114L115 192V190L112 188H110V186L108 187V185H110ZM255 184V183H254ZM253 184V185H254ZM58 185V186H57ZM85 185L83 186L84 188H85ZM106 185V186H105ZM162 185V186H161ZM252 185V184H251ZM14 189H20V187L19 186H16L15 184H14ZM43 186V187H42ZM68 186H70V184L68 185ZM48 187V188H47ZM53 187L56 189V192H55V189H53ZM57 187H59V188H57ZM63 189H62V188ZM23 188H25V183L24 184H22V187H21V189H23ZM71 187H68V189H70ZM102 188H104V189H106V191L103 189L102 190ZM110 188V189H109ZM53 189V190H52ZM65 189V190H64ZM71 189H73L74 191H76V192H80V194H81V189L82 188H79L78 190H76V188L74 189L73 188V186H72V188ZM186 189V188H185ZM48 190V191H47ZM59 190V191H58ZM60 190H62V191H64V192H60ZM168 190V191H167ZM177 190V189H176ZM200 190H201V188H200ZM59 193H61L60 195H58V192ZM107 191H109V192H107ZM149 191V192H148ZM187 191V190H186ZM145 192V193H144ZM188 192V191H187ZM56 193V194H55ZM86 193H88L87 192V190L85 191V194ZM94 193H95V191H94ZM190 193V192H189ZM89 194V195H88ZM88 194H86V195H88L89 197H91L92 196V198H90L94 203H101V204H103V206H105V208L107 207L106 206V203H105V201L102 203V202H99V199L97 198L98 197V195L97 194H91V193H88ZM117 194V195H116ZM145 194V195H144ZM57 195V196H56ZM147 195V196H146ZM163 195V196H162ZM56 196V197H55ZM58 196H60V197H58ZM105 196H107V195H105ZM117 196V197H116ZM145 196V197H144ZM192 196V195H191ZM30 197V198H31ZM64 199H62V198ZM94 197V198H93ZM148 197V198H147ZM163 197V198H162ZM193 197V196H192ZM60 198H61V200H60ZM110 198H112V199H110ZM119 198V199H118ZM150 198V199H149ZM165 198V200L163 201V199ZM1 199H4V201H1ZM59 199V200H58ZM95 199H98V200H95ZM115 199V200H114ZM8 200H10L9 201V203H8ZM71 200V201H70ZM95 200V201H94ZM151 200V201H150ZM187 200V199H186ZM66 201V202H65ZM98 201V202H97ZM102 201V200H101ZM10 202H12L11 204H13V205H11L10 204ZM8 203V204H7ZM105 203V204H104ZM143 203H145V204H143ZM149 203V204H148ZM152 203V204H151ZM170 203V204H169ZM73 204V205H72ZM166 204V205H165ZM168 204H169V206H168ZM8 205H10V206H8ZM17 205V206H16ZM20 205V209L22 210L23 209V207L21 206V205H23L24 206V209L23 210H25V211H22V213H24V214H22L21 213V210L20 211H18L19 210V208H17L18 206ZM130 205L132 206L133 204H131V203H129V206H128V204H127V206H124V205H121V206H118V207H120L121 208V210H119L120 212H116V210H111V209H108L107 211L109 212V210L111 211V212H107L110 216L112 215V212H115L116 214H120L121 212L122 213H124V214H122L121 213V215H123L124 216V218L126 217V219L127 218H131V217H129V216H127V215H125V213L127 212L126 211V209L128 208V207H130ZM153 205V206H152ZM14 206H16V207H14ZM122 206H123V208H122ZM134 206V205H133ZM11 209H10V208ZM26 207V208H25ZM80 207H82V208H80ZM165 207H170V208H168V209H166ZM79 208V209H78ZM140 208V209H139ZM18 209V210H17ZM26 209H28V210H26ZM45 209H51V210H61V211H63V213L64 214H62V216H53L52 214H50L49 212H47V211H45ZM107 209V208H106ZM123 209H125L124 211H123ZM166 209V210H165ZM7 210H6V212H7ZM16 210H17V213H16ZM31 210V211H30ZM81 210V211H80ZM83 210V211H82ZM147 210V211H146ZM35 213V215H34V213ZM140 211V212H139ZM19 212L21 213V215H19ZM75 212V213H74ZM146 212V213H145ZM111 213V214H110ZM31 214V215H30ZM7 215V216H6ZM10 215V216H11ZM40 215H41V217H40ZM115 214L113 213V215H112V217L114 216ZM30 216V218H28ZM34 216H35V218H36V220L37 219H39V220H43L42 222H40L39 223V225H37L38 223H37V221H36V223L34 222L35 221V218H34ZM45 216H48V217H50L51 219H54V223H52L53 222V220L51 221L50 219H47V217H45ZM72 216H73V218L75 219V220H73L72 219ZM120 216V215H119ZM25 217H26V219H28V220H26V221H28V224H29V221H30V219H32V221H30V225H28L27 224V222L24 220L25 219ZM38 217V218H37ZM45 217V218H44ZM62 217H64V219H62V220H60L61 222L64 220L65 221V219H66V217L67 218H69V220H67V221H65L66 223H64V221L61 223V224H57L55 221L56 220H58V219H60V218H62ZM83 217V219H85L84 221H83V219H81ZM141 217V218H140ZM42 218V219H41ZM72 219V220H71ZM82 220V222H85V223H81L80 221ZM153 219V220H152ZM15 220V223L14 224H16V225H13L12 223V221H14ZM173 220V221H172ZM171 221H169L168 223H170L171 225H173V226H175V227H179V228H181V229H184L183 227L184 226H182L180 223H179V221L181 222V220H179V221H177L175 218H173ZM47 221V222H46ZM60 221H58V223H60ZM68 221L70 222V223H72V222H74V229H75V231H71L72 229V227L71 226H69L68 227ZM79 221V222H78ZM113 221H115L116 222V220H113ZM112 221V222H113ZM152 221V222H151ZM157 221V220H156ZM6 222H9L8 224L6 223ZM10 222H11V224H10ZM24 222H26V224H27V227L29 228H32L33 226V228H35V226H36V229H33L32 228V230L29 228H27L26 226H25V223ZM39 222V221H38ZM97 222V221H96ZM17 223L19 224V226L17 225ZM24 223V224H23ZM32 223H35L34 225H32ZM47 223H49L48 225H49V227H44V225ZM69 223V224H70ZM75 223H76V225H75ZM157 223V222H156ZM165 223H167V222H165ZM1 224H4V225H1ZM43 224V225H42ZM78 224V225H77ZM123 224H124V228H126V230H127V227H128V224H125V222L123 221ZM8 225V226H7ZM13 225V226H12ZM41 225H42V227L43 228H41V230L43 231H41V230H39L40 229V227H41ZM60 225V226H59ZM103 225V224H102ZM101 225V226H102ZM16 226V227H15ZM53 226V227H52ZM63 226H65L66 227V229L63 227ZM84 226H86V227H88V229L87 228H85ZM126 226V227H125ZM182 226V227H181ZM2 227H4V228H2ZM7 227H8V229H7ZM9 227H11V228H9ZM17 227H18V229H17ZM19 227L21 228V231L24 233V234H27V235H29V233L31 234L30 235V237H28L27 235H24V234H22V232L20 231V229H19ZM60 227V228H59ZM67 227L69 228V229H67ZM71 227V228H70ZM92 229V231H97V233L96 234H93V232L92 231H90V228ZM132 227H134V226H132ZM214 227H217V226H214ZM2 228V229H1ZM49 228H50V231H49ZM77 228V229H76ZM78 228H79V230L82 232L83 231V233H80V231L78 230ZM81 228H84V229H81ZM87 230V233H86V230ZM7 230V231H6ZM14 230V231H13ZM16 230V231H15ZM31 230V231H30ZM36 232H35V231ZM39 230V231H38ZM45 230V231H44ZM64 230V231H63ZM67 230H69L68 232H70V233H68L67 232ZM78 230V231H77ZM85 230V231H84ZM88 230H89V233H88ZM3 231V232H2ZM5 231V232H4ZM26 231H27V233H26ZM52 231V232H51ZM65 232V233H68V237H71L70 236V234H76V233H78V234H76L75 236L73 235L72 237H74V238H72V240L74 239V241H72L70 238H68L66 235L67 234H65V233H63V232ZM77 231V232H76ZM184 231H187L186 229H184ZM6 232H10V233H6ZM14 232V233H13ZM17 232V233H16ZM41 232L43 233V235L44 236H42V235H40L41 234ZM50 232V233H49ZM56 232V233H55ZM73 232H75V233H73ZM85 232V233H84ZM32 233L34 234V235H32ZM62 233H63V235H64V238H68L69 240H70V242H68V244H69V246H67L68 244H67V241H69V240H67V239H65L64 241H65V245L63 244L64 243V241H62L61 242V246H60V249L58 248L59 247V245H58V243H60V241L61 240H63L64 238H63V236H62ZM12 234V235H11ZM55 236H53V235ZM60 234V235H59ZM80 234H81V236H80ZM86 235V236H84V235ZM14 235V236H13ZM24 235V236H23ZM36 235V236H35ZM48 235H52V237L51 236H48ZM87 235H90L89 237L91 238V237H93L92 238V240L87 236ZM92 235V236H91ZM95 235V236H94ZM6 236V237H5ZM25 236H27V238L25 237ZM31 236H33V237H31ZM44 238V239H47V243L45 242V240L42 238V237ZM66 236V237H65ZM77 236V237H76ZM85 238H84V237ZM98 236H102V238H100L101 240L103 239V241H105V245H107L108 244V246H104V242H102L100 239H98L97 237ZM111 236V235H110ZM186 236H187V234H186ZM48 237V238H47ZM60 237V238H59ZM82 237V238H81ZM112 237V236H111ZM198 237V236H197ZM197 237H191V238H189V239H191L190 241H188V240H186L187 242H192L193 244H195L196 246H198V241L199 240H201V238L199 237V240H197L196 239V241H195V238H197ZM248 237V236H247ZM5 238V239H4ZM10 238V239H9ZM13 238V239H12ZM25 240H24V239ZM37 238V239H36ZM41 238V239H40ZM51 240H50V239ZM54 238V239H53ZM76 238H78V242L79 243H76V241L77 240H75ZM27 239V240H26ZM30 239H32V242H31V240ZM60 239V240H59ZM194 239V240H193ZM2 240V241H1ZM23 240V241H22ZM44 240V241H43ZM51 241V242H48V241ZM54 240H55V243H53L54 242ZM108 240V241H107ZM118 240V241H117ZM203 240V239H202ZM201 240V241H202ZM10 243H9V242ZM15 241V242H14ZM53 241V242H52ZM56 241H59V242H57L56 243ZM71 241H72V243H71ZM91 241H93V243L91 242ZM96 241V242H95ZM200 241V242H201ZM232 241H234V240H232ZM15 244H14V243ZM35 242V243H34ZM41 242V243H40ZM45 242V243H44ZM84 242H86V243H84ZM108 242V243H107ZM118 242H120V243H118ZM142 242H143V240H142ZM141 242V243H142ZM145 242V241H144ZM203 242H206V241H203ZM2 243H3V245H2ZM9 245H8V244ZM42 243H44V244H42ZM52 243V244H51ZM75 244V246L77 245V246H80V247H75V246H72V244ZM81 243V244H80ZM90 243H91V247L92 246H94V250L92 249V248H90L91 249V251H90V249H89V247H90ZM95 243V244H94ZM100 244V246L101 247H98V245ZM116 243V244H115ZM148 245V247H153V245L152 246H149V245H151L150 243H148V242H146ZM146 243H144L145 245H146ZM207 243V242H206ZM205 243V245H204V243H201V245L200 246H203L204 247V249L205 250H207V251H211V250H208V245ZM27 244V245H26ZM35 244H40V245H42V246H38L37 245V247H36V245ZM54 244V245H53ZM55 244H56V246H55ZM64 245V247H63V245ZM94 244V245H93ZM257 245H259V243L257 242L256 243ZM21 245V246H20ZM34 245V246H33ZM47 245V246H46ZM49 245V246H48ZM52 245V247H50ZM97 245V246H96ZM109 245H112V246H109ZM194 245V246H195ZM58 246V247H57ZM82 246H83V248H82ZM85 246H87V247H85ZM96 246V247H95ZM104 246V247H103ZM119 246V247H118ZM210 246V245H209ZM33 247V248H32ZM45 247V248H44ZM56 247H57V249H56ZM67 247L68 248H70V249H68V251H69V253H67L68 251H66L65 253H63V251H65V250H67ZM98 247V248H97ZM108 247H109V250H111V252L109 251V250H106V249H108ZM111 247V248H110ZM20 248H22V249H20ZM44 248V249H43ZM46 248H47V250H48V248H50L51 250H49L48 251V253L50 254V256H49V254L47 253V251H46ZM63 248H65L64 250H63ZM86 248V249H85ZM87 248L89 249V250H87ZM106 248V249H105ZM118 248V249H117ZM210 249H211V247H209ZM40 249H41V251H43V253L41 252V253H39L40 252ZM53 249V250H52ZM62 249V250H61ZM73 250L74 252H76V253H73V254H75V255H73L72 254V252L70 251V250ZM84 249V250H83ZM101 249H103L104 250V252H102V250ZM38 250V251H37ZM85 251L86 252V254L84 255L81 251ZM114 250V251H113ZM119 250V251H118ZM16 251V252H15ZM34 251V252H33ZM55 251H57V253H55V254H59L58 256L57 255H55L54 254V252ZM93 251H96V255L94 254V252ZM114 253H113V252ZM118 251V252H117ZM35 252H37L36 253V255H35ZM92 253V254H88V253ZM102 254H101V253ZM107 252V253H106ZM110 252V253H109ZM45 253V254H44ZM60 253H62V254H60ZM79 254L80 255V253H81V255L78 257V255H76V254ZM109 253V254H108ZM38 254V255H37ZM46 254H47V256H46ZM66 254V255H65ZM68 254H69V256H68ZM71 254H72V256H75V257H71ZM83 254V255H82ZM104 254V255H103ZM108 254V256H110V257H106L105 255H107ZM60 255H62V257H64V258H67V260L66 259H64V258H62ZM89 255V256H88ZM94 255H95V257H94ZM102 257H101V256ZM114 255V256H113ZM115 255H117V258L115 259L114 257H115ZM127 255V254H126ZM57 256V257H56ZM113 256V257H112ZM71 259H70V258ZM101 257V258H100ZM106 257V258H105ZM128 257H132V256H130V255H128ZM154 257V256H153ZM38 258V259H37ZM56 258V259H55ZM86 258H87V260H86ZM97 258V259H96ZM157 257H154V258H151L150 260H153V259H156ZM40 259V260H39ZM46 259V260H45ZM77 259V260H76ZM115 259V260H114ZM120 259L121 260H125V258H124V256L122 255L121 257H120ZM132 259H133V257H132ZM146 259L148 260V261H150L148 258H145L144 260H143V262L142 263H144V262H146ZM221 259H222V261H224V262H222L221 261V263L223 264V263H225V264H227V259H225V255L222 253V256H221ZM49 260V261H48ZM75 260V261H74ZM84 260V261H83ZM89 260V261H88ZM102 262H101V261ZM44 261V262H43ZM57 261V262H56ZM70 261V262H69ZM83 261V262H82ZM109 261V262H108ZM126 261V260H125ZM50 262V263H49ZM62 262V263H61ZM75 262V263H74ZM85 262V263H84ZM168 263H170V262H168ZM170 264H173V263H170Z\"/></svg>",
    "mask_w": 264,
    "mask_h": 264
},
{
    "label": "water",
    "instance_id": "3",
    "mask_svg": "<svg viewBox=\"0 0 264 264\" xmlns=\"http://www.w3.org/2000/svg\"><path fill=\"white\" fill-rule=\"evenodd\" d=\"M183 28L187 29V27H181V28L178 27L177 28L178 30H168V29L163 28L162 31L167 35L168 38H172V37H174V35L176 33H178V32L181 33V29H183ZM194 30L196 31L197 35L198 34L199 35L200 34L208 35L205 31L193 29V31ZM89 119H90L89 115L82 117V121H84V122H87ZM210 130H212V128H210ZM180 135L182 138H185L184 133H181ZM157 136L165 137L166 136L165 129L160 128V130L157 131ZM92 138L95 141L102 142V143L106 142V140H107L106 137L101 134V132L94 133L92 135ZM147 161H148V163L152 164L153 163L152 157L148 156ZM237 171L238 170L235 168L234 164H231L230 165V172L225 178L224 185H225V189L228 193L227 208L230 211V213L232 215H234L243 224L246 234L250 235L253 232V227L250 224L249 220L247 219L246 214H245L241 204L234 199V195H233L232 183H233L234 178L237 174ZM0 175L6 177L7 179H9L10 182H12L13 184H15L16 186H19V187H22V184H24L26 181L25 179L22 178L21 173L15 172L12 169L8 168L5 165V163H3L2 161H0ZM17 177H19L21 180H19ZM37 190H41L49 198H52V196L49 193H47L44 189L40 188L38 185H35L33 187V191L31 193L34 192L33 194H38L39 192ZM186 190L188 192H190L191 195L193 196L194 208H195L196 213L199 215L202 224L209 225V226H216L218 224V220L216 218H213V217L209 218L207 216V214L204 213V210H205L204 199H203L202 195L200 194L198 186L191 183V184L186 186ZM243 196L246 200H250V201L258 200L260 198V192H259L258 187L257 186L245 187L243 190ZM259 215H260V221L264 222V210L262 212H260ZM121 253L123 256H125V254H126L124 247H123V244H122V248H121Z\"/></svg>",
    "mask_w": 264,
    "mask_h": 264
}]
</instances>
